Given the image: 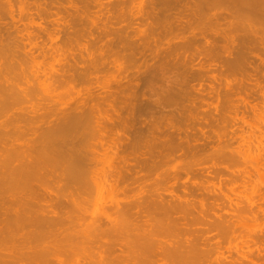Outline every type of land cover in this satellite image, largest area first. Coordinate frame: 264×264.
Instances as JSON below:
<instances>
[{"label":"rangeland","instance_id":"obj_1","mask_svg":"<svg viewBox=\"0 0 264 264\" xmlns=\"http://www.w3.org/2000/svg\"><path fill=\"white\" fill-rule=\"evenodd\" d=\"M7 1H9L8 4H7ZM20 1L21 0H19V1L18 0H0V53H1L0 54V56H1L0 57V64H1L0 69L1 70L5 69L3 67H6V68L9 67L8 69H13V68L17 69L16 71H14V70L8 71L7 69H5L9 73L11 71L15 72V74H14V72H12L14 74V76L12 75L13 77L11 76V74H8V76L10 75V78H11V79L8 78L9 84H11L12 82L16 83V86H15V84H13L15 87L20 86V88H21V87H26V85L30 84V86L33 88L34 87L36 88L38 86V90H40V88H41V91H42V90H44V88H47V87H44L46 85L44 83H48L49 84L48 87H50L51 85L52 86H51V89L48 88L49 91L46 89V91H48L47 93L49 94V95H47L44 93L46 97L44 96V94L38 95L39 92L36 90L37 95L35 94L33 96L34 98L32 97L31 98L32 100L31 99L29 100L30 102L28 100H26L27 102H25V99H23L24 101H22L21 99H18V97H15V99H14V96H11L10 97L11 99H10V98H8L9 97L8 94H7L8 97L2 96L6 91H5L4 85L0 86L5 91V92L2 91L3 90L2 89L1 92H4V93L3 94L0 93L1 94L0 103L2 102L0 104V106H1L0 107L1 108L0 109V111H1L0 117H2V118H0V120L2 121V122L0 121V128L7 126L4 124H6V123L8 124V122L11 123L12 122V121H10L11 118H12L11 120H13V117H14V119L16 118L17 123L15 120L14 121H15L17 126L14 125L13 123L12 124L14 125L13 127H16V129L18 128L17 130H18L20 135L17 138H19L20 136H21V138H19V141L16 139L18 142L17 141L15 142V140H14V142L16 144H18V143L23 144L25 142L24 139H23L24 142L22 140L20 141V139H22V135L24 134V132H26V131H24L25 126H27V123H25V122L28 121L30 123L32 120V122H35V124L32 123L34 125L33 126L30 125L32 128L28 126L30 128L29 130L30 131L33 130L31 132H34V130H35L36 131V133L34 132L35 134H37V132L39 130L41 133L38 132V136L36 135L35 137H37V139H38V137L40 135V138H43V136L41 137V134H43V133L46 134L47 131H49V129L55 130V128H53L52 126H55L58 123L57 122L54 125L53 124L54 121H52L55 117L57 118V116L59 115V114L55 115L56 114V112H54L55 107L57 109L56 110L57 113L60 112V110H58V108H62V110H63V111L61 110L62 112H66L67 110H69L71 108V109H73L72 110L73 112H71V113L68 112V113L74 115L75 112L78 114L79 111H81L80 113H81V116L83 115L82 118L84 121L87 118H89L92 121L95 119L96 120L100 119L99 121H103V122H99V121L94 122L93 121L92 123L89 122V124L87 125V122L91 121V120L87 119L88 121H85L86 125H85V123L80 122V125L78 126V128L73 127L76 129L68 130L69 132L65 131V132H68L67 134L63 133V136L66 135V137L68 136V138H70V140H72L73 139V138L71 139L72 134H73L72 132L74 131L75 135L73 134V137L74 136L76 137V135H77L78 140L77 141H75L74 139L73 140L75 141V143L78 142L80 144V142H82V144H85V145H81L82 147H80L78 145V147L81 149V148H84V146H85L84 151L87 154V155H85V157H87L91 161V162L89 161L90 163L87 162L88 164H90L89 166H87L88 165L87 164V165H84L82 168V170H84V172H85L84 174L88 175V176H86V175L85 176L88 177V179L91 181L90 182L87 179V181L89 182L90 185L87 184L88 183L87 181H84L86 179V177L83 176L85 179L82 178L83 174L80 175L82 173L81 172L80 174H78V177H77V179L79 180V182L81 184L76 183L77 185L74 184L73 186H75V187L71 188L72 190L74 189L73 191L76 193V194H74L72 191V195L77 196V197L75 196V198H74L75 199L74 203H75V201L78 200L76 198L81 196L82 197L81 199H84V202H86V200H87L88 202H86V204L87 203L88 204L86 205L85 203H83L82 211L80 209L81 208L80 205H79L80 207L76 204L69 205L71 202L67 203L66 201H69V200L68 199L65 200V198H64V195H67V193H63V192H68L70 188L69 187L68 188L63 187L67 191L64 190L62 192L63 189H61V192L63 195H60L61 193L59 191L60 196L57 197L58 198L57 200L60 199L61 201L64 202V204H62V206L65 205V202H66V204H68L69 207L67 208V205H65V208H67V209H65L63 206L62 207L63 210H59L60 212L59 211L56 212L58 210V208L55 209L56 211L53 208V211H55L56 214L61 213V211H64L65 216L64 215H63L64 217L62 216L63 222H61V220L59 221V222H61L62 225L60 223H59V225H55V224H58V221H57L53 225L56 228H54L52 226L50 227V229L52 231H55V232H51L50 229H46V230H49L50 231L49 233H52V234L53 233H55V234L60 233L61 235L57 234L59 237L65 235L66 232H70L69 233L70 235L66 234V237H65V239L66 238L67 239L70 238V239L64 240V237H62V239H63L62 241H65V243H63L60 241L61 239H59V237H57L55 235H53L54 237H56V238H53L56 240L55 242L53 239L51 240V238L50 239L46 238L47 239L46 240L42 237L39 238L38 236H31L32 238L30 237L29 240H30V242H32V241L33 242L32 243L28 242L27 244L29 246L27 245V248L25 247V249H24L23 247L25 244L19 245L18 244L20 241L19 239H17L19 241L15 242V243H17L20 247L17 246L13 242H12L13 244L11 243V241L17 237L14 238L15 234L14 235L10 234V235H12L13 239L10 238V240L9 239L5 240V238H4L6 245H7L6 241H8V240L10 241V248L9 249L7 248L8 254L11 253L12 251H14V255L17 257L18 261L20 262V263H18L17 259L14 257L18 264H26V263L29 264V262H28L29 260H27V262H26V259H27L26 257H28V256H26L24 258V256L21 254L22 257L25 259V261H24V259L19 254L20 252H18L19 250H17V248L18 247H19L18 249L22 248L25 251L29 250L28 252H30L32 250L31 254H32V256H34L33 251L35 252L34 253L35 255L37 253H39L40 251L34 250V249H37L38 246L36 247L33 245L36 243L35 245L38 244V245L43 247L42 244H45L44 240H46L47 241L46 243L48 245L50 242L51 243L54 242L52 245L58 247L56 251H58V250L62 251V254L60 253L61 252L60 251L59 253H56V254L53 253L54 255L51 256V254L49 255V252L47 254H44V252L42 251L43 249L42 250L40 249L44 255L43 259H46L45 261H47V262L50 261L52 264H60V261L63 264H78V262H80L81 264H87V263L92 264V262H93V264L94 263L95 264H98V263L107 264V263H105L106 261L112 262L113 264H118V263L121 264L120 261L115 256L116 253L117 252L119 253L120 250L124 251L125 248H130V250L135 249L134 247H132V249L130 246L128 247L127 243H129V241L126 242V240L130 239V237H128V235L129 236L134 235L133 232L135 230L133 228L135 227V225L133 223L136 222V227H137V225L140 224L141 221H143L144 219H149V218H146V217H148L146 215H144L145 216L144 218L139 217V219L137 218L138 220L134 219L135 216H133L132 213L135 209H137V207H135V206L139 205L138 207L141 208V205H142L147 211H149L152 214L150 216H154L155 214L157 215L159 213L157 212V210L155 211L153 209V206L151 205L152 199L155 198L157 200V197H155V196H157V194L159 195L158 199H159V197H161V195H163V197H165V198H168L169 194H168L167 190H169V191L173 190V193H175V194L177 193L180 196L181 193H183V191H184L183 189H185V188H183V186L186 184V186H184V187H188V188H186L185 190L188 189V191L191 192V190H192V192H194V191H197L195 189H198L200 187L199 189L201 190V192L205 193L206 196L211 195L210 193L218 194L220 191L219 195H220V198L222 199L223 202L220 201L221 199L219 198L220 200H217L216 203L221 202V204H219V207L221 205H225L226 207L221 206L219 208L216 206L212 207L211 204L207 205V206H209L207 208V210H208L207 213H209L211 216H213L214 219L212 217H210V215L208 214V217L207 218L205 217L206 221H204V220H203V222L199 221L200 224L197 220L198 215H196V214H193V216L188 215L186 222L187 221L189 222V220H191V219H189V217L192 218L193 220H196V221H192V222L190 221L191 223L190 222L187 223V224L191 225L192 223L195 222L194 224H192L190 226L191 229L193 230V232L191 231V229H190V232L182 230L183 232L181 233V235H180L181 231L179 232L177 229H176L177 231L175 229H173V228H175V225H173L174 226L173 227L172 223L170 225L169 224L167 225L166 221H165V223L163 222L164 223L163 224L162 223L163 220H160L159 217L157 219L155 217L156 215L154 216V218L151 217L149 219V222L151 223L150 225H152V223H154V225L152 227L153 229L158 227L157 228L158 229V235H162L163 232L161 233L160 228L161 229L163 228L162 231L165 230L166 236H168L170 234L169 238H171V237H172L171 239L176 238L175 239L176 241L180 240L179 243L176 242L177 245L175 243V246H173L174 243H171L172 246L176 248L175 250H177V252L180 249V251L178 252L179 254H181L183 256V252H184V254L186 253L184 255L185 257L183 256L184 258L181 256L182 259L181 258H180V260L176 259V264L177 263L178 264H181V263L185 264V262H186V264H188V263H191L192 260H194V261L196 260L195 261L196 264H198V263L199 264H201V263L202 264H207V263L208 264L209 263L210 264H243V263L244 264H261V263L264 264V259H263L264 258V254H263L264 252L262 251V250H264V247H263L264 246V236H263L264 235V212H263L264 211V202H263V200H264V196H263L264 195V155H263L264 152H262L263 154L261 153V151H264V143H263L264 140L260 141L259 140L260 138L259 139L257 138V134H259V131H260V133L262 132V130L264 131V122H263L264 116L262 117V115L264 114V111H263L264 110V102H263L264 101V96H263L264 95V85H263L264 84L263 83L264 82V59H263L264 58V34H263L264 33V30H263L264 29V24H263L264 18L263 19L258 18V14L260 13V9L258 8L259 5L255 4V5H257V7H256L255 5L250 3V5L255 8L254 10L258 11V12H255L254 10L253 11L251 10L253 8H250V10H249V7H247V3L250 2L248 0H246L247 1L246 4H245V0H217V1L216 0H22L21 3H20ZM198 1H199V3H198ZM240 1L244 5H242ZM1 5H4V6L6 5L5 6L6 9L9 7L8 8L9 10L7 9L8 12L6 10H5L6 11L5 12L4 7L2 8ZM22 6H24V7H22ZM21 8L22 9L24 8V10H21ZM243 9H244V11H243ZM10 11L12 13H9ZM202 11H203V13H201ZM263 11H264V9H263ZM251 12H253V13L255 12V13L252 14ZM261 14H262V12L259 15H261ZM261 17H264V15H261ZM240 18H242V19H240ZM249 24L251 26L253 25V27H251ZM254 27H255V29H254ZM108 28H110V29H108ZM29 33H31V34H29ZM28 34L31 37L27 36ZM30 38H32L31 41L28 40ZM12 40H14V41H12ZM7 41L8 42L10 41L9 42V45H10L9 49L5 46L7 44L1 43V42L6 43ZM18 41H19V43H18ZM21 41H23V42H21ZM28 41L30 42L29 45H31V47L27 46ZM36 42H37V45H36ZM21 43H23V44L26 43L25 45L27 47L24 48L26 51L23 49L22 46L21 47L19 46L22 49H20L17 46L18 44L20 45ZM31 43H33V44H31ZM181 43L182 44L184 43L185 45L184 44L181 45ZM12 44H15V45H12ZM9 45H8V47H9ZM45 46H47V47L45 48ZM53 46H54V48H53ZM33 47L37 48V49H34ZM56 47L57 48L59 47V48L57 49ZM4 48H7V50ZM13 48H15L16 50L20 49V51L23 50L24 53L27 55L29 53L28 56L32 60L29 59L30 62H28L27 57L24 53H23V57H21L23 51L20 52L18 50L19 52L15 53V56H13L14 55L13 51H10V53L12 52L13 54L12 53L8 54L9 50H14V52H16V50ZM27 48H29V50H27ZM30 49H31V52H30ZM49 49L50 50L52 49V53ZM53 51H54V55H56V56H54V58H56L55 60L53 58ZM43 52H45V54ZM67 52H68V54H67ZM68 55H70V56H68ZM50 56H52L53 59ZM60 56L63 58H61ZM49 57L51 58V60H54V62L52 61L53 64H51V66H50L51 60H48V59H50ZM59 57H60V59H62L60 62H59V60H60ZM64 57H66L65 58L66 60H64ZM93 57H94V59H93ZM17 59H18V61H17ZM19 59H20V61H19ZM22 59H23V62L29 63L28 66H30V68L32 67L31 70H30V68H27L28 67L27 65H26L27 67H25V68L23 67V65H25V63H22ZM24 59L27 61H25ZM36 59H37V62H36ZM43 60H44V62H43ZM71 61L74 62V63H72L73 65H71ZM33 62L38 63L40 65L42 64V65L41 66L38 64L35 65V63H33ZM30 63H31V65H30ZM45 63H47V64H45ZM54 63H57V64H55L57 66H55ZM63 63H64V65H63ZM11 65H14V66L11 67ZM45 65H46V67L47 66H49V67L46 68ZM53 65L56 68L52 67ZM65 65H67V66H65ZM89 65H91L92 67ZM39 66L40 67L44 66L42 68L43 70ZM63 67H65V68H63ZM37 68H40L42 71L37 69ZM50 68H51V70H50ZM74 68H75V70H74ZM90 68L93 69L92 70L93 73H92ZM24 69L25 70L28 69L27 72ZM67 69L68 70L70 69V70L68 71ZM81 69H84V71ZM36 70L40 71V72H37ZM58 70H60L61 72H59ZM65 70L68 71V73L70 75H67L68 77L66 76V77H64V79H62L61 74L62 73L64 74L66 72ZM17 71H20V72H17ZM28 71L31 73V75H32V71L34 73H37L36 75H38V76L36 77V82L33 78V75L31 77L30 76L26 77V75L29 74ZM43 71H45L44 74H43ZM56 71H58V73ZM24 72H26L28 74H25ZM41 72H42V75L40 74ZM46 72L49 74L48 76H47ZM55 72L59 75H56ZM19 73H21V75ZM53 73L55 74L54 76L51 75ZM68 73H65V74H68ZM18 74L21 77L24 76V78L26 80L21 78ZM39 74L41 75V77L39 76ZM72 74L74 77L72 76ZM82 74H84V75H82ZM16 75H17V78H15ZM86 75H87V77H86ZM19 77H20V81L18 80ZM42 77H44L45 81L41 80ZM52 77L54 78V80L56 78V80H55L56 82H53L54 80H52L53 79ZM30 78L33 79V81H34V82L32 81L33 83H31ZM37 78H39L41 80V81L38 80V82L40 81L41 84L43 82L44 86H41L39 88V85H37ZM47 78H48L49 82L47 81ZM50 79L52 80V82ZM72 79H73V81L71 82ZM241 79H242V82H241ZM75 81H76V83H75ZM25 82H26V85L24 84ZM260 82L263 84H260ZM34 83H36V85ZM32 84L34 86H32ZM55 84L57 85L56 87L58 89L60 88L59 91L55 87ZM68 86L70 88H68ZM42 87H43V89H42ZM225 87H228V88H225ZM84 88L85 89L87 88V89L85 90ZM173 88H175V90ZM61 89H62V91H61ZM65 89L68 91L70 90L69 95L71 97L68 95V91L66 92ZM169 89H171V90H169ZM53 90H55L54 96L56 94H58L59 96L61 95L60 97L63 98L62 99L63 103H62V100H60L61 103L60 102L58 103L59 100L57 101V98H56L57 95L55 97L53 96V98L55 100L51 98V95H53L51 92ZM245 90H247V91H245ZM60 92H61V94H60ZM65 92H66V94H65ZM76 92H78V93L76 94ZM40 93H43V92H40ZM101 93H103V94H101ZM247 93H248V95H247ZM74 94H76V95H74ZM112 94H113V96H110ZM42 95L44 96V99H46L47 97L50 96L47 99L48 101L42 99L43 98ZM77 95H78V97H77ZM59 96H57L58 99H60ZM240 96H241V98L243 97L242 100H241V98H239ZM12 97H13L14 101L12 100ZM90 97H91V99H90ZM185 97H187V98H185ZM250 97H253V98H250ZM35 98H36V100H35ZM37 98H40V99L37 100ZM80 98H82V99H80ZM101 98H102V100H101ZM8 99H10V102L11 101H13V102L10 103ZM16 99L19 100L20 102L17 101ZM96 99L98 100V102ZM203 99H205L204 102H203ZM41 100H44V101H41ZM65 100H66V102H64ZM72 100H74L75 103ZM80 100H82L81 101L82 104H81V102H77ZM213 100L215 103L213 102ZM49 101H52V102H49ZM85 101H87V102H85ZM108 101L110 104L108 103ZM36 102H38V104ZM43 102H45V104ZM47 102H49V103H47ZM54 102H56V104L58 103L57 106H54V105H56ZM205 103H207L208 105L207 104L205 105ZM255 103H257V105ZM17 104L20 107H23L22 105H24L25 108L24 107L20 108V107H18ZM31 104L34 105L33 106L34 108L32 106H30ZM49 104L54 106V107L50 106V108H52V109L54 108L53 111L50 109L52 112H54V114H52L51 111L49 110L50 116L48 117V115L46 113L49 112V111H47V109L49 107L47 108L46 106H49ZM98 104H100V105H98ZM210 104H212V106ZM44 105H46V106H44ZM90 105H92L94 108H91ZM209 105H210V107H209ZM29 106L33 109H31ZM39 106H41V108ZM233 106H234V109H233ZM35 107H36V109H35ZM64 107H66L67 110ZM212 107H214L215 109L214 108L212 109ZM216 107H218L219 109ZM256 107H257V109H259V107H260L261 114H260V112H258ZM2 109L3 110L5 109V110L3 111ZM30 109H31V111L33 110L34 113L31 112ZM42 109H44V110H42ZM86 109H88V111ZM20 110H23V113H25V110H28L29 112L27 113V115L24 114L25 115V117H24V115L21 116L18 113ZM254 110L256 111V113ZM35 111H37V112L40 111L39 113H41V114L36 113ZM42 111H44V114H46L48 118H45L43 120L44 114ZM45 111H46V113H45ZM234 111H235V113H234ZM262 111H263V113H262ZM62 112H60V113H62ZM117 113L120 116H117ZM134 113H136V114L134 115ZM38 114H39V118H40V119L38 118L39 120L37 119ZM105 114L108 116H105ZM177 114L179 117L177 116ZM181 114H183V115H181ZM11 115H13V116H11ZM30 115H32V116L27 117ZM40 115L41 116L43 115V116L41 117ZM78 115H80V114H78ZM109 115H111V116L109 117ZM133 115L135 116V118ZM136 115L138 116V118L136 117ZM139 115H140V117H139ZM20 116L23 117V120H25L24 124H26V125H23V123H22L23 120H22V118H20ZM51 116H53V117H51ZM60 116L61 115L58 116L56 121H58V119L61 120ZM170 116L171 117L173 116L174 118L173 117L171 118ZM180 116H182V117H180ZM98 117H99V119H98ZM230 117H232L233 118L232 120H234L235 122L234 121L231 122ZM104 118H106L107 120L106 119L104 120ZM199 118H200V120H199ZM46 119H48V121ZM138 119L141 121H139ZM235 119H237V120H235ZM20 120L22 121L21 124L23 127H21V125H20ZM110 120H111V125L109 123ZM173 120H175V121H173ZM202 120H203V122H202ZM44 121L47 122L48 124L44 123ZM196 121H198V122H196ZM244 121H246V122H244ZM113 122H115V123H113ZM227 122H229V123L227 124ZM10 123L8 124V127H9ZM100 123H101V125H100ZM197 123H199V124H197ZM12 124H11V126H12ZM42 124H43V126H41ZM45 124H47V126H45ZM83 124L86 126L87 129H85ZM103 124L105 127L102 126ZM107 124H109L111 126V128L108 130H107V128H109L108 127L109 125H107ZM232 124H234V125L232 126ZM253 124H254V126H252ZM261 124H262V127H261ZM89 125H91V126H89ZM180 125H182V126H180ZM48 126H49V129H47ZM80 126H82V128L83 127L84 128L82 129ZM87 126H89V127H87ZM199 126H200V128H197ZM234 126H235V128H234ZM239 126H240V128H239ZM8 127H6V128H8ZM13 127H11V128H13ZM41 127H42V129H41ZM122 127H124V128H122ZM202 127H205V128L202 129ZM229 127H231V128H229ZM36 128H38V130ZM79 128H81V130ZM95 128H96V130H95ZM241 128L242 129L244 128V129L241 130ZM260 128H262V129H260ZM16 129H13V130H16ZM22 129H23V131H22ZM25 129L28 130L27 127ZM126 129H128V130H126ZM13 130L8 128V130H2V131H8L9 135H10V132H15ZM44 130H46V133L44 132ZM88 130H91V132H89V134H88ZM139 130H142V131L145 130V131H143L144 132L143 133L142 131H139ZM77 131L78 132L82 131L83 133L82 132L77 133ZM151 131L153 132V135H152ZM230 131H231V133H230ZM84 132H85V134H84ZM204 132H205V134H203ZM15 133H17V132H15ZM207 133H210V134H207ZM12 134H14V133H12ZM27 134L28 133H25V135H27ZM68 134L69 135L71 134L70 135L71 137H69ZM96 134H98V136ZM100 134H102V135H100ZM140 134H142V135L144 134V135L140 136ZM154 134H155V136H154ZM163 134H165L166 136L165 135L163 136ZM30 135L32 136V133L29 132V138L34 137V134L32 137H30ZM81 135L82 136L86 135V136L82 137V139H81ZM90 135H93V136H91V138L93 137L92 139L89 137ZM99 135L103 139L101 137H100L101 139L99 138L100 140L97 139L99 137ZM10 136L13 139L14 136L13 135H10ZM112 136H113V140L119 138L118 140H115L113 142V143H117V141H118V144H120V145L116 144L117 146L116 145L115 146L117 148H115L114 144L111 141ZM139 136L143 137L144 139L143 138L139 139ZM245 136H246V138H245ZM258 136L261 137L262 139H264L263 138L264 134H262L261 136L260 135H258ZM79 137L81 140L79 139ZM85 137L88 140H86ZM121 137H123V138H121ZM162 137H163V139H162ZM176 137H178L180 139H178ZM26 138H28V137H26ZM26 138H25V140H27ZM109 138H110V140H109ZM37 139L35 138V141L34 140L33 141L34 142L38 141V142H36V143H38V145L37 144H35V145L39 147V145L41 144V142L39 144V141H41V139L40 140H37ZM1 140L2 139H0V145L3 142ZM84 140H86V141H84ZM103 140H104V142H103ZM127 140H129V141H127ZM28 141H29V139H28ZM72 141H71V144L74 143V141L73 142ZM109 141H111L113 147L111 146V143H108ZM144 141L146 142V144ZM256 141H258V142H256ZM123 142L124 143L127 142V143H125V145H124ZM163 142H164V144H163ZM179 142H181V144H178ZM260 142H261V144H260ZM132 143H133V145H132ZM137 143H141V146ZM169 143H172L171 144L172 146L170 145L171 148L173 146H176V145L177 146L180 145V146L176 147V149L174 150L175 152H174L172 149L168 148V147H170V146H167V144H169ZM29 144L27 146H29ZM134 144H137L136 145L137 148L140 146L139 149H137L134 146ZM165 144H166V149L164 147ZM35 145H34V147H35ZM126 145H127V147L125 148ZM131 145H132V147L130 148ZM181 145L188 147V149H186L185 147L182 148ZM189 145H191V146L193 145L194 147H190ZM219 145L222 147L223 150L225 149L222 153H221L222 150L220 151L221 148ZM234 145H236V146H234ZM86 146H88V147H86ZM92 146H93V149L96 148L97 150H99V149H103V150L102 151L100 150L101 152L96 151V149L93 150ZM102 146H104V147H102ZM212 146H213V148H212ZM217 146H218L219 151L217 148H215ZM260 146H262V147H260ZM34 147H32L30 149L34 150L33 149ZM38 147H35V149L37 150ZM75 147H76V145L74 146V148ZM119 147H121L122 149L121 148L119 149ZM163 147H164V149H163ZM189 147L193 148V149H191L192 151L190 150ZM239 147L242 149H240ZM24 148H27V147H25V145H24ZM104 148H109V149L104 150ZM111 148H113V149H111ZM133 148H134V151H133ZM155 148H156V150H155ZM177 148H178V150H177ZM196 148H197V150H196ZM231 148H232V150H231ZM115 149H116V151H117V149H119L118 151H120V150L121 151L115 152ZM226 149H228V150H226ZM235 149L237 150V152L239 150V152L237 153L235 151ZM259 149H260V151H259ZM36 150H34L32 152L30 151L32 153V155H33V152H35ZM48 150L50 151V149H48ZM92 150H93V152H92ZM138 150H139V152H138ZM157 150L160 152L158 153ZM165 150L167 152L168 151L169 152L167 153ZM179 150H181L183 152L185 150L186 153H183V152L181 153V151H179ZM200 150H202V151H200ZM210 150H211V152L209 153ZM215 150H216V152H215ZM248 150H251V151H248ZM28 151H29V149H28ZM80 151H83V149ZM104 151H105V153H104ZM108 151L110 154L108 153ZM135 151L138 154H136ZM155 151H156V153H155ZM188 151H191V152L188 153ZM205 151H206V153H205ZM212 151L215 153L213 154ZM230 151H231V153L234 152L233 153L234 157H233V155H231ZM30 152H27V153H30ZM127 152H128V155H127V159H126V157L124 155H126ZM173 152H174L175 156H174ZM218 152L221 155H223V153L226 154L227 157L225 155H223V157H225L226 159L223 158L221 155H219ZM249 152L251 154H249ZM73 153L75 155L79 154L78 150L76 148H75ZM96 153L99 156V157L97 156V158H95V156L97 155ZM117 153H119V154H117ZM121 153H122V156H121ZM164 153L166 154V156ZM197 153H200V154H198L199 156L197 155ZM129 154H131V155H129ZM170 154H171V156H169ZM207 154H209L210 156ZM80 155H82V153H80ZM154 155H156L157 157H155ZM206 155L208 156L207 158L205 157ZM228 155H229V157H228ZM107 156H108V158H107ZM137 156L139 159L136 158ZM197 156H198V158H202L203 161H202V159L196 158ZM203 156H204L205 160H204ZM218 156H220V158H219L220 160L218 159ZM235 156L237 157V159H235L236 158ZM244 156H246V157H244ZM119 157H121L122 161H121V159H118ZM122 157H124V158H122ZM171 157H172V159H171ZM184 157H185V159H184ZM214 157H216V158H214ZM221 157L223 159H221ZM98 158L100 161L98 160ZM163 158L165 159V162H164ZM168 158L170 161L168 160ZM174 158H175V160H174ZM229 158H231V160ZM242 158H243V160H242ZM245 158H247V159L250 158L251 160H249V159L246 160ZM208 159L212 160V161H210L211 163L209 162ZM123 160H126V161H123ZM161 160H163V163ZM173 160H174V162H173ZM184 160H186V162H189L190 164L191 163L192 164L190 165L188 163L189 166H186V165H188L186 162L182 164V162H184ZM206 160H208V161H206ZM215 160H217L216 161L217 163H220V164L222 163V164L221 165L217 164L215 162ZM118 162H120V163H118ZM121 162L122 163L124 162L125 164L122 165ZM232 162H233V165L231 164ZM115 163H117V164H115ZM184 164H185V167L183 166ZM193 164H195V165H193ZM64 165L65 164L63 163V166L62 165L57 166L58 167L57 172H59L58 170L60 169V166H62L61 169L64 170L63 169ZM177 165H179V166H177ZM214 165L219 166V167L217 168ZM66 166L67 165H65V167ZM86 166L89 168V170ZM115 166H117L116 167L117 170L119 168V170L122 172L120 175L121 178L118 177V180H117L116 179L117 176H115V177L113 176V178H110V179H113L110 182V180H108L109 176L106 175V173H108V171H109L108 174L116 172V171H114ZM126 166H127V168H126ZM130 166L131 167L133 166V167L131 168ZM180 166H183L184 169L182 168L183 170H181L179 168ZM112 167H113V169H112ZM139 167H141V168H139ZM165 168L168 170H167L166 174L163 175L162 174L163 171H164V173L166 171ZM208 168L211 170L209 171ZM90 169H91V171H90ZM94 169H95V171H93ZM127 169H129L130 171L127 172L128 171ZM171 169L172 170L175 169V171H172ZM214 169L215 170L217 169L215 173H217V171L219 170L218 174L219 173L220 174L219 175L217 174L218 176L216 174H215L216 176L214 175ZM222 169H223V171H221ZM228 169L229 170L232 169V170L229 171ZM87 170L89 173H86ZM101 170H103V173H101L102 172ZM111 170L113 172H111ZM246 170H248V171H246ZM64 171H67V170H64ZM208 171H209V173L211 171H213V172H211L209 174V173H207ZM235 171H237V172H235ZM189 172H191V174L196 173L197 175H199L198 176L199 178H196L197 177L196 174H193V176L190 175ZM223 172H225V173H223ZM249 172H250V174H249ZM92 173L97 175L98 179ZM168 173H171L172 175L168 174ZM174 173L177 175L180 174V176L179 175L177 176ZM231 173H233V174L231 175ZM242 173L245 175L242 176L243 175ZM100 174H103V175L101 176ZM205 174L212 175L211 176L212 178L210 176H208L210 178L206 177ZM246 174H248L249 176ZM98 175H100V177H98ZM125 175H127V176H125ZM128 175L131 177L130 178L131 180H129ZM135 175H136V178L134 177L132 179V177ZM183 175H185V176H183ZM105 176L107 177L106 179H105ZM190 176H191V178L192 177H194V178L188 179ZM245 176H248V178L246 177L247 179H245L244 178ZM205 177L208 178L209 181ZM223 177L224 178L227 177L228 179L226 178L224 180ZM240 177H242V178H240ZM170 178H171L172 183L170 182ZM202 178L206 179V180H204V182H203ZM52 179L54 180L55 177L51 178V180ZM94 179L96 181V184H95ZM114 179H115V182L113 183ZM199 179H200V181H199ZM238 179L240 180L239 182H238ZM241 179H243V180H241ZM41 180H43L45 182L44 179H41ZM55 180L57 181V178ZM223 180L227 183H225ZM244 180L246 182L248 180H250V181H248L247 183L245 182L243 184L242 181L244 182ZM46 181H47L46 182L47 185H49L48 183L51 182V181L48 182V179H46ZM56 181H55V183H56ZM100 181H101V183H100ZM131 181H132V183L130 184L129 182H131ZM162 181L165 184L162 183V185H161L160 183ZM176 181H178L177 184H176ZM197 181H198V183H197ZM217 181H219V182H217ZM228 181L230 184H228ZM34 182L35 181H33V183ZM36 182L40 183L42 181L39 180ZM44 182H43V185H46V183H44ZM116 182H117V185L115 184ZM220 182L222 184L224 182V184L221 185ZM232 182H234V183H232ZM51 183H50V185H51ZM112 183H113V185H109ZM169 183H171V185ZM178 183H179V185H178ZM188 183H190V184H188ZM203 183L205 185L208 183L207 185H209V186L206 185V187H205V186H203ZM2 184L6 185L5 183H2ZM35 184H37V183H35ZM56 184L53 183L52 187ZM61 184H64V183H61ZM61 184H60V187L63 186ZM237 184L238 185L241 184L242 186L238 187ZM38 185L39 184H37V186ZM41 185L42 184H40L39 186H41ZM71 185H69V186H71ZM118 185L121 186V188L118 187ZM227 185L228 186L230 185L232 187L229 186L230 187L229 188ZM7 186L6 187L0 186V188L2 189L5 187V188H7L8 191H9V189H10V191H11V189L14 191V188H9L10 185L8 187ZM49 186H47V187H49ZM58 186H59V183L56 187L58 188ZM73 186H71V187H73ZM98 186H99V190H98ZM108 186L109 187L112 186V188L111 187L109 188ZM113 186L116 188L113 189ZM171 186H172V188H171ZM211 186H213V188H211ZM29 187H27V189H29ZM35 187H36V185H35ZM35 187L32 186V188H35ZM56 187L54 186L53 192L50 190L51 188L48 190L45 187V191L48 190L50 193H48L46 191L48 194L45 192L46 194L44 195V193L42 192L43 194H41L42 195L41 197L43 198V201L45 199L47 201L48 200H54V201L56 200L53 198L55 195L58 194V191L57 192L55 191ZM77 187H78V190H77ZM152 187H154V188H152ZM177 187H179V188H177ZM191 187H193V188H191ZM214 187H215V189H214ZM5 188L3 189L4 190L3 195H2L3 191L0 189V191H2V192H0L1 196H3L0 199L2 200L4 198L7 200L8 199L11 200V198H14L15 195L13 194L14 195L13 196V195H11L12 192L10 193V192L5 191L6 190ZM32 188H30V189H32ZM83 188L85 190V193H84V191L82 192ZM104 188L106 189V191ZM150 188H152L153 193L154 192H156V193L153 194ZM208 188H211L212 190L210 189L211 190L210 191ZM15 189H16V187H15ZM58 189H60V188H58ZM174 189L176 190V192H174L175 191ZM179 189L180 190L182 189L181 192ZM234 189H235V191H234ZM34 190L36 191L37 188H35ZM38 190L41 191L39 188H38ZM38 190L36 191L37 193H38ZM76 190L78 192H76ZM54 191L56 194H54ZM147 191H148V193H147ZM222 191H224L223 194H221ZM242 191H243V193H242ZM22 192H24V193L26 192L28 194L27 190L24 191V188H23V191H20V193L17 195L22 194ZM30 192H32V191L30 190ZM81 192H82V194H80ZM103 192H105V193L103 194ZM106 192H108V193H106ZM160 192H161V194H160ZM35 193H33L31 197L35 196V197H33V199L35 198V201H36V195H34ZM122 193H124V194H122ZM150 193L152 195H150ZM232 193H234V194H232ZM51 194L54 196L51 197ZM70 194H71V190H70ZM109 194H111V195H109ZM115 194H117V195H115ZM145 194H146V197H144ZM164 194H166V195H164ZM10 195L13 197H11ZM43 195L45 197H43ZM148 195H150L149 196L150 198L149 197L147 198ZM98 196H99V198H98ZM104 196L106 198H104ZM224 196H225V198H224ZM24 197H26V196H24ZM31 197H29V199H32ZM41 197L39 198L37 196V198L39 200L41 199ZM89 197H90V199H89ZM112 197H113V199H112ZM227 197H229V198H227ZM55 198H56V196H55ZM198 198H200L199 195H198ZM4 199L2 201H4ZM33 199L29 200L30 201L29 202L30 203V206H29L30 210L32 211V213L35 216L40 217V215H41V212L39 211L40 209L39 208H37L39 210L35 209L36 205H34L35 206V208H34ZM111 199L113 201L114 200L119 201V202L117 201V203L119 205H121V206L118 205L120 207V211H124V212L127 211V213L129 212V216H130V213L132 212L131 213V215L133 216V217L131 216L132 220L131 219L127 220V218H130V217L126 218V217H124L125 215L124 216L122 215L123 218L126 219L127 221L123 220V224L121 222L119 224L118 223L119 215L121 213L124 214V212H120L119 210H117V208H119V207L117 206L116 202H114V203H116L115 204L116 206L114 205L115 207L114 206L111 207L113 205V201L111 202ZM155 199H153V200L156 201ZM229 199H231V200H229ZM107 200L110 201L112 204L110 202L107 203ZM211 200L212 199H210L209 201L212 202ZM258 200L262 201V202H259ZM81 201H80V203H81ZM104 201H106V202H104ZM209 201H207L205 203H208ZM224 201H226V202H224ZM246 201H247V203H246ZM7 202H9V201H7ZM138 202L140 204H138ZM141 202H142V204H141ZM253 202L254 203L259 202L260 204L255 203L256 204L255 205ZM37 203H38L37 205H39V206L41 205V207H43V208L45 207V206H42V201L41 202L37 201ZM44 203H45V201H44ZM44 203H43V205H45ZM76 203H78V202H76ZM105 203L107 206L104 205ZM35 204H36V202H35ZM100 204L103 206H101ZM109 204H111V206ZM228 204L229 205L231 204L230 205L231 208ZM245 204H248V206H246ZM108 205H109V207H108ZM249 206H251V207H249ZM59 207H61V206H59ZM128 207H129V209H128ZM210 207L212 209H209ZM109 208H111V209H109ZM115 208H116V210H115ZM133 208H135V209L132 210ZM140 208H138V209L140 210ZM197 208H196V210L199 209V208L198 209ZM214 208H216V209H214ZM217 208H219V209L217 210ZM221 208H224V209H221ZM256 208H258L259 210ZM59 209H61V208H59ZM121 209H124V210H121ZM145 209H144V211H146ZM110 210H111V212H110ZM204 210H206V209H204ZM214 210L215 211L217 210V212H215ZM233 210L235 212H233ZM71 211H73V212H71ZM116 211L118 213L120 212L118 214V216L116 215V213H117ZM140 211H143V209ZM223 211L226 213H224ZM239 211H240V213H239ZM103 212L105 213V215ZM113 212L115 214H113V216H112ZM228 212H229V214H232V215H229ZM249 212H254V213H249ZM110 213H111V215H110ZM143 213H141V214H143ZM216 213L221 214L222 217L218 214L217 215L218 218H216ZM90 214H91V216H90ZM144 214H147V213H144ZM252 214H254V215H252ZM48 215L50 216L51 214H48ZM58 215L61 217L60 214H58ZM67 215L73 216V218L75 219L74 222L72 221L71 218H70V220H71V222H70V220H68L69 216L66 218ZM159 215L161 216V214H159ZM176 215L177 214H174V216H176ZM54 216H53V218H55ZM105 216L108 218V220H106ZM122 216H121V218H122ZM227 216H228V218H227ZM232 216H234V217H232ZM116 217H118V218H116ZM161 217H160L161 219L164 218L163 216H161ZM194 217H196V219H194ZM64 218H66L67 220ZM121 218H120V220L122 221ZM215 218L218 220H216ZM154 219L155 220L157 219L159 221L156 220V222H154ZM198 219H199V217H198ZM207 219L210 221V222H208L209 223L208 226H206L207 221H208ZM220 219H221V221L223 220L221 222V224L219 221ZM232 219H233V223L231 222ZM213 220H215V221L213 222ZM89 221H90V224L92 221L100 222L97 224L101 225L100 229H102V230H103V228H106V229L111 228L110 231L108 229L104 230V231H106L105 233L108 234V236L105 235V233H104V236H106V237L103 236V238H102V237L98 236L100 239L102 238L101 239L102 241L97 239V242H99V241L101 242L100 244L98 243L100 245V247H99V245L97 246V242L95 241V239L97 237L92 239V241H91V238H92L91 236H92V233H93V235L95 233V236H96V232L98 234V233H101L102 230L99 229L100 230V232H99V230L95 229L96 228L95 226H97L96 223H94L92 226H89ZM217 221H219V222H217ZM81 222H82V224H81ZM145 222H147V221H145ZM160 222H161V224H160L161 226H158ZM106 223H107V226H106ZM210 223H212V224H210ZM213 223L216 224L217 229ZM0 224H1V221H0ZM65 224H66L67 228L65 227ZM67 224L71 226V230H70V226H67ZM146 224H149V223L147 222ZM195 224H197V225H195ZM83 225H84V227H83ZM102 225L105 227H102ZM113 225H115V228ZM127 225H128V229L130 231L133 230V232H130L127 230V228H126ZM150 225H149V227H145V228H147V229L151 228ZM59 226H61V227L63 226L62 227L63 229ZM119 226H121V227H119ZM170 226H171L172 230H175V231L172 232V230L170 229ZM220 226L223 229H219V228H221ZM223 226H225V227L227 226L229 229L227 227L224 228ZM57 227H59V230H57ZM116 227L121 228L122 231L120 229L119 232H116L115 231L117 229ZM178 227H179V225H178ZM240 227H241V229H240ZM1 228L2 227H0V229ZM113 228L115 230H113ZM125 228H126V230H124ZM137 228H139V227H137ZM187 228H189V226H187ZM200 228L201 229L203 228V229L200 230ZM207 228H210V229L208 230ZM65 229H66V231H64ZM157 229H155V231L152 230L153 233L157 232ZM181 229L182 228H180V230ZM198 229H199V231H198ZM46 230H43V231H45L44 232L45 234L47 232ZM169 230L172 233V235H174L175 237L171 236V233L169 232ZM62 231H64V232H62ZM120 232L122 234H119ZM44 233L41 234V236L43 235V237H44ZM49 233L47 232L46 235H49ZM71 233H73V234H71ZM75 233H76V236H75ZM83 234L86 236L83 239H85V241L87 239L88 242L87 241L85 242L82 239V237L84 236ZM135 234H136V232H135ZM258 234H260V235H258ZM8 235L9 234H7V237H8ZM34 235H38V233L34 234ZM117 235H118V237H117ZM72 236H74L73 239H72ZM123 236H125V241H124ZM177 236L179 237V239ZM196 236H197V238H195ZM216 236H218V237H216ZM249 236L251 238H249ZM111 237L112 238L114 237L115 239H118V240L114 241V238L112 239ZM18 238H20V236ZM28 238H29V236H28ZM76 238H77V240L81 239L85 243H79V242H81V240L77 241V240H75ZM108 238H111L115 242V245L113 247L111 246V243L114 244V242H112L111 239L108 240ZM57 239H59L58 240L59 243L61 242L63 245L62 244L60 245L57 242ZM103 239H106L108 242L106 240L103 241ZM132 239H134V236ZM166 239H168V237H165L164 240H166ZM171 239H168L167 242H169ZM209 239H212V240H209ZM21 240H22V238H21ZM29 240L25 239L24 241H29ZM48 240H50V241H48ZM119 240H120V242H119ZM121 240H123V242ZM175 240H174V242H175ZM194 240L196 241L197 245L194 243ZM2 241H3V238L1 237V243L0 244H2ZM252 241H254V242H252ZM75 242H77V244ZM125 242H126V244H125ZM183 242H184V244H182ZM188 242H190L191 245H189L190 243H188ZM20 243H22V242H20ZM51 243H50V245H51ZM55 243L58 244L59 246L56 245ZM251 243H252V245H250ZM65 244H67V245L69 244V245L67 246ZM2 245L5 246L4 244H2ZM75 245H77V246H75ZM124 245H127V246H125V248H124ZM248 245H250V246H248ZM3 246H2V249L6 250V248H3ZM61 246H62V248H61ZM71 246L73 247V249H75V251L74 250L73 251L76 252V255L73 254V251L71 250L72 249ZM96 246L98 247L97 249H95ZM211 246L215 247V250H217V251H215L214 248H212ZM12 247L14 250L12 249ZM30 247H31V249H30ZM32 247H34V249ZM42 247H40V248H42ZM56 247H54V248H56ZM85 247H87V248H85ZM183 247L184 248L187 247L186 250ZM192 247L194 248V250ZM209 247H210V249H209ZM257 247H259L260 249ZM83 248L85 249V252H84L85 254L80 253L81 250H82V252L84 251ZM91 248L93 249V253H97V254H95L96 255L95 258H93L94 256L92 257V255H90V254H93L91 252L92 251ZM195 248H197V249H195ZM2 249H1V251H2ZM45 249L48 250L46 247H45ZM65 249L71 250L72 253L69 255V253H68L69 250L66 251ZM5 250H3V251H5ZM88 250L91 253L87 252ZM203 250H204V252H203ZM22 251H21V253H23ZM50 251L54 252L53 246H52V250L50 248ZM78 251H80V252H78ZM96 251H98V252H96ZM103 251H105V252L103 253ZM114 251H115V253H114ZM126 251H127V249L124 252H126ZM181 251H183V252H181ZM186 251L188 252V257L190 256L189 258L191 261L188 260L189 259L188 257H186V255H187ZM195 251L196 252L198 251L199 254L197 252V255H196ZM200 251L202 252V254H200L201 253ZM205 251L207 252V254L205 253ZM177 252H176V254H177ZM189 252H190V254L192 253L193 255L195 254L196 256L194 255V257H192L193 255L191 256L189 254ZM208 252H209V254H208ZM3 253H5V252H3ZM3 253H0V254H3ZM42 253L40 254V256L38 254L37 255L39 257H41ZM77 253H78V255H77ZM8 254L6 253V255H8ZM31 254H30V256H31ZM57 254H61L62 256H60V255L58 256ZM66 254H68V257L66 256ZM87 254L89 256H91L90 259H92V261L89 260V256ZM98 254H99V256H98ZM106 254H107V256H106ZM210 254H212V255L210 256ZM261 254H262V256H261ZM6 255L2 256V258H0V259H3V258L9 259V256L6 257ZM27 255H29V254L27 253ZM81 255H82V258L80 257V259H79V256H81ZM203 255H205L206 257ZM243 255H245V257ZM258 255H260V256H258ZM38 256H34V257H38ZM69 256H70V261L68 260ZM84 256H87V257H84ZM102 256H106V258H108V259L110 258V260L113 259L114 261L106 260L105 258H104V260L100 259V257H102ZM114 256H115V258H113ZM198 256H199V260H198ZM34 257H33V260L30 257H28V259L29 258L31 259L30 262L32 261V263H30V264H41L42 261H44V260L40 261L39 258L37 259ZM98 257H99V259H98ZM72 258L75 260H78V262H76L75 260H72ZM41 259H42V257H41ZM56 259L58 260L59 263L57 262ZM82 259L84 261L87 260L86 261L87 263H85L84 261L82 262ZM248 259H250V260H248ZM9 260H11V259H9ZM15 260H14V262H15L14 264H16ZM34 260L35 261L38 260L37 263H35ZM71 260H72V262H71ZM93 260H95L98 263L94 262ZM5 261L6 260H4V262ZM187 261H189V262L187 263ZM11 263H12V261H11ZM4 264H7V262ZM48 264H50V263L48 262ZM136 264H150V263L148 260H139L136 262Z\"/></svg>","mask_w":264,"mask_h":264},{"label":"bare ground","instance_id":"obj_2","mask_svg":"<svg viewBox=\"0 0 264 264\" xmlns=\"http://www.w3.org/2000/svg\"><path fill=\"white\" fill-rule=\"evenodd\" d=\"M19 1V0H18ZM22 1V0H21ZM21 1H20V3H21ZM217 1V0H216ZM248 1H250L249 3H247V7H249V10H250V8H253V9H251L252 11L255 9L253 6H251L250 5V3L251 4H253V5H255V4H257V5H259V9H260V13L262 12V14L261 15H264L263 13H264V11H263V9H264V0H248ZM241 2V1H240ZM246 0H245V4H246ZM9 3V1H7V4ZM197 3V2H196ZM198 3H199V1H198ZM241 4H242V2H241ZM23 5V4H22ZM201 5V4H200ZM240 5V4H239ZM242 5H244V4H242ZM257 5H255L256 7H257ZM6 6V5H5ZM5 6L4 5H1V7L3 8L4 7V11L6 10L7 12H8V10L5 8ZM21 6V5H20ZM251 6V7H250ZM22 7H24V6H22ZM244 7V6H243ZM263 7V8H262ZM12 8V7H11ZM206 8V7H205ZM233 8V7H232ZM235 8V7H234ZM199 9V8H198ZM262 9V10H261ZM12 10V9H11ZM21 10H24V8L22 9L21 8ZM257 10V9H256ZM5 11V12H6ZM243 11H244V9H243ZM246 11V10H245ZM255 11V10H254ZM205 12V11H204ZM220 12V11H219ZM250 12V11H249ZM255 12H258V11H255ZM254 12V13H255ZM9 13H12L11 11L9 12ZM201 13H203V11L201 12ZM235 13V12H234ZM252 14H254L253 12H251ZM259 13V14H260ZM223 14V13H222ZM258 14V13H257ZM256 14V15H257ZM258 14V18H261V19H263L264 17H261V15H259ZM236 15V14H235ZM243 15V14H242ZM12 16V15H11ZM239 16V15H238ZM214 17V16H213ZM12 18V17H11ZM252 18V17H251ZM240 19H242V18H240ZM243 21V20H242ZM246 21V20H245ZM248 21V20H247ZM250 21V20H249ZM251 22V21H250ZM245 23V22H244ZM243 24V23H242ZM264 24V23H263ZM245 25V24H244ZM250 25V24H249ZM251 26V25H250ZM249 27V26H248ZM247 27V28H248ZM251 27H253V25L251 26ZM250 27V28H251ZM256 27V26H255ZM255 27H254V29H255ZM258 27V26H257ZM246 28V29H247ZM108 29H110V28H108ZM249 30V29H248ZM264 30V29H263ZM252 31V30H251ZM256 31V30H255ZM108 32V31H107ZM263 32V31H262ZM106 33V32H105ZM29 34H31V33H29ZM29 34L27 35V36H29ZM72 34V33H71ZM264 34V33H263ZM33 35V34H32ZM34 36V35H33ZM29 37H31V36H29ZM33 38V37H32ZM32 38H30V39H28V40H30L31 41V39ZM36 39V38H35ZM34 39V40H35ZM20 40V39H19ZM194 40V39H193ZM12 41H14V40H12ZM54 41V40H53ZM8 42V41H7ZM5 43V42H1V43H4V44H7V45H5L8 49L10 48V45H9V42L8 43ZM21 42H23V41H21ZM27 42V41H26ZM52 42V41H51ZM194 42V41H193ZM245 42V41H244ZM18 43H19V41H18ZM29 41H28V45L27 46H29V47H31V45H29ZM35 43V42H34ZM40 43V42H39ZM42 43V42H41ZM11 44V43H10ZM22 44V45H21ZM20 45L18 44L17 46L19 47H23V49L25 48V47H27L25 44L26 43H21ZM31 44H33V43H31ZM46 44V43H45ZM184 44V43H183ZM182 43H181V45H183ZM242 44V43H241ZM246 44V43H245ZM248 44V43H247ZM3 45V44H2ZM8 45H9V47H8ZM12 45H15V44H12ZM25 45V46H24ZM36 45H37V42H36ZM43 45V44H42ZM185 45V44H184ZM249 45V44H248ZM34 46V45H33ZM52 46V45H51ZM17 47V48H18ZM19 47V48H20ZM37 47V46H36ZM47 46H45V48H46ZM66 47V46H65ZM180 47V46H179ZM7 48H4V49H6L7 50ZM34 48V47H33ZM53 48H54V46H53ZM52 48V49H53ZM57 48V47H56ZM59 48V47H58ZM57 48V49H58ZM12 49V48H11ZM13 49H15V48H13ZM20 49H22V48H20ZM20 49H15L16 50V52H14V50H9L8 52V54H11L10 53V51H13V53H14V55L13 56H15V53H17V52H19L20 51ZM34 49H37V48H34ZM33 49V50H34ZM52 49L50 50L51 51V53H52ZM72 49V48H71ZM19 50V51H18ZM25 50V49H24ZM27 50H29V48H27ZM62 50V49H61ZM23 51V50H22ZM22 51H20V52H22ZM26 51V50H25ZM30 52H31V49H30ZM12 53V54H13ZM23 53H24V51L22 52V56L21 57H23ZM44 54H45V52H43ZM42 53V54H43ZM64 53V52H63ZM1 54V53H0ZM25 54V53H24ZM32 54V53H31ZM56 54V53H55ZM67 54H68V52H67ZM74 54V53H73ZM263 54V53H262ZM21 55V54H20ZM26 55V57H27V60H28V62H30V60H32V59H30V57L28 56L29 55V53H28V55L27 54H25ZM52 55V54H51ZM59 55V54H58ZM61 55V54H60ZM34 56V55H33ZM47 56V55H46ZM54 56H56V55H54V51H53V58H54ZM66 56V55H65ZM68 56H70V55H68ZM1 57V56H0ZM6 57V56H5ZM4 57V58H5ZM20 57V58H21ZM36 57V56H35ZM42 57V56H41ZM45 57V56H44ZM48 57V56H47ZM51 58H52V56H50ZM49 57V58H50ZM61 57V56H60ZM60 57H59V59H60ZM3 58V57H2ZM16 58V57H15ZM25 58V57H24ZM43 58V57H42ZM51 58L50 59H48V60H51ZM52 58V59H53ZM61 58H63V57H61ZM66 57H64V60H66L65 59ZM13 59V58H12ZM30 59V60H29ZM35 59V58H34ZM39 59V58H38ZM56 58H54V60H55ZM58 59V60H59ZM93 59H94V57H93ZM97 59V58H96ZM101 59V58H100ZM99 59V60H100ZM264 59V58H263ZM25 60V59H24ZM27 60H25V61H27ZM54 60H51V63H50V66H51V64H53L52 63V61L54 62ZM57 60V61H58ZM62 59H60L59 60V62L61 61ZM17 61H18V59H17ZM16 61V62H17ZM19 61H20V59H19ZM102 61V60H101ZM26 63V62H23V59H22V63H25V65H23V67L25 68V67H27L28 66V64L29 63ZM36 62H37V59H36ZM43 62H44V60H43ZM42 62V63H43ZM49 62V61H48ZM63 62V61H62ZM61 62V63H62ZM66 62V61H65ZM87 62V61H86ZM18 63V62H17ZM33 63H35V62H33ZM41 63V62H40ZM72 63H74L73 61H71V65H73ZM92 63V62H91ZM19 64V63H18ZM21 64V63H20ZM36 64H38V63H35V65ZM45 64H47V63H45ZM49 64V63H48ZM55 64H57V63H54V65ZM68 64V63H67ZM86 64V63H85ZM27 65V66H26ZM30 65H31V63H30ZM38 65H40V64H38ZM42 65V64H41ZM40 65V66H41ZM52 66V67H55V66H57V65H55V66ZM63 65H64V63H63ZM0 66H1V64H0ZM12 66H14V65H11V67ZM39 66V67H40ZM60 66V65H59ZM62 66V65H61ZM65 66H67V65H65ZM77 66V65H76ZM89 66H91V65H89ZM3 67V66H2ZM19 67V66H18ZM38 67V66H37ZM44 67V66H43ZM43 67H40L41 69L43 68ZM45 67H46V65H45ZM47 67H49V66H47ZM46 67V68H47ZM51 67V68H52ZM85 67V66H84ZM92 67V66H91ZM3 68H5V69H7L8 71L9 70H14V71H16L17 69H8L9 67H3ZM27 68H30V66H28ZM32 68V67H31ZM31 68H30V70H31ZM40 68H37V69H39V70H41ZM51 68H50V70H51ZM56 68V67H55ZM62 68V67H61ZM63 68H65V67H63ZM5 69H0V86H3L4 85V88H5V91H4V89L3 88H1L0 87V93L1 94H3L4 92L6 93H4L2 96H6V97H8V95H9V97L8 98H10L11 96H14V99H15V97H18V99H21L22 101H24L23 99H25V102H27L26 100H30L35 94L37 95V92H36V90L39 92V94L38 95H41V94H47V95H49L47 92L49 91L48 90V88H50L51 89V86L50 87H48L49 86V84L48 83H44V84H48L47 86L45 85L44 86V84H43V82H42V84L40 83V81L42 80H44V77H42V79L40 80L39 78L41 77V75H42V72L39 74V78H37V85H39V88L41 87V86H44V87H47V88H44V90H42L41 91V88H40V90H38V86L34 89L33 87H31L30 86V84H28V85H26V82L24 83L25 85H26V87H21L20 88V86L19 87H15L16 86V83H11V84H9V82H8V78L9 79H11L10 78V75L8 76V74H11V76L13 75L14 76V74H15V72L14 71H11L10 73L9 72H7ZM54 69V68H53ZM58 69V68H57ZM56 69V70H57ZM77 69V68H76ZM85 69V68H84ZM84 69H81V70H83L84 71ZM87 69V68H86ZM91 69V68H90ZM95 69V68H94ZM6 72H5V71ZM25 70V69H24ZM27 70L28 69H26L25 71L27 72ZM33 70V69H32ZM43 70V69H42ZM41 70V71H42ZM45 70V69H44ZM48 70V69H47ZM62 70V69H61ZM68 70V69H67ZM70 70V69H69ZM68 70V71H69ZM74 70H75V68H74ZM93 69H91V71H92ZM37 71V70H36ZM35 71V72H36ZM59 72H61L60 70H58ZM58 71H56L57 73H58ZM66 71V70H65ZM68 71H66L65 73H68ZM87 71V70H86ZM12 72H14V74L12 73ZM17 72H20V71H17ZM16 72V73H17ZM26 72H24L25 74H28V75H26V77H28V76H32L33 75V78H34V80H35V82H36V77L38 76V75H36L37 73H34L33 71H32V75H31V73L28 71V73H26ZM37 72H40V71H37ZM44 72L45 71H43V74H44ZM55 72V74L56 75H59V74H57ZM79 72V71H78ZM34 73V74H33ZM47 73V72H46ZM51 73V72H50ZM61 74V76H62V79H64V77H66L67 75H70L69 73L68 74ZM86 73V72H85ZM89 73V72H88ZM92 73H93V71H92ZM20 75H21V73H19ZM18 74V75H19ZM54 73L53 74H51V75H55ZM76 74V73H75ZM78 74V73H77ZM19 75V76H20ZM49 74L47 73V76H48ZM64 75V76H63ZM81 75V74H80ZM79 75V76H80ZM82 75H84V74H82ZM12 76V77H13ZM72 76H73V74H72ZM21 77V76H20ZM20 77H19V81H20ZM56 77V76H55ZM59 77V76H58ZM68 77V76H67ZM70 77V76H69ZM74 77V76H73ZM77 77V76H76ZM86 77H87V75H86ZM185 77V76H184ZM187 77V76H186ZM15 78H17V75H16V77ZM14 78V79H15ZM21 78H23V79H25L24 78V76L23 77H21ZM53 78V77H52ZM46 79V78H45ZM58 79V78H57ZM61 79V78H60ZM66 79V78H65ZM74 79V78H73ZM73 79L71 80V82L73 81ZM26 80V79H25ZM38 80H40L39 82H38ZM51 80V79H50ZM52 80H54V78L52 79ZM52 80H51V82H52ZM55 80H56V78H55ZM53 81V82H56V81ZM75 80V79H74ZM86 80V79H85ZM29 81V80H28ZM30 81H31V83H33L34 81H33V79H31L30 78ZM33 81V82H32ZM45 81V80H44ZM47 81H48V78H47ZM46 81V82H47ZM78 81V80H77ZM81 81V80H80ZM23 82V81H22ZM49 82V81H48ZM58 82V81H57ZM66 82V81H65ZM88 82V81H87ZM185 82V81H184ZM241 82H242V79H241ZM245 82V81H244ZM249 82V81H248ZM19 83V82H18ZM40 83V84H39ZM75 83H76V81H75ZM264 83V82H263ZM263 83H261L260 82V84H263ZM13 84H15V86L13 85ZM35 85H36V83H34ZM259 84V85H260ZM23 85V84H22ZM54 85V84H53ZM67 85V84H66ZM69 85V84H68ZM264 85V84H263ZM32 86H34L33 84H32ZM57 85L55 84V87H56ZM86 86V85H85ZM54 87V88H55ZM72 87V86H71ZM75 87V86H74ZM261 87V86H260ZM57 88V87H56ZM62 88V87H61ZM64 88V87H63ZM68 88H70L69 86H68ZM225 88H228V87H225ZM259 88V87H258ZM3 89V90H2ZM42 89H43V87H42ZM46 89L48 90V91H46ZM60 89V88H59ZM59 89L57 88V90L59 91ZM73 89V88H72ZM85 89V88H84ZM87 89V88H86ZM85 89V90H86ZM92 89V88H91ZM174 90H175V88H173ZM172 89V90H173ZM234 89V88H233ZM262 89V88H261ZM1 90L2 91H4V92H1ZM56 90V89H55ZM55 90H53L51 93L53 94V95H51V98L52 99H54L53 98V96H54V94H55ZM66 90V89H65ZM76 90V89H75ZM110 90V89H109ZM169 90H171V89H169ZM259 90V89H258ZM57 91V92H58ZM61 91H62V89H61ZM68 90H66V92H67ZM70 91V90H69ZM69 91H68V95L70 94L69 93ZM180 91V90H179ZM245 91H247V90H245ZM252 91V90H251ZM36 92V93H35ZM40 92H43V93H40ZM54 92V93H53ZM66 92H65V94H66ZM109 92V91H108ZM50 93V94H51ZM75 93V92H74ZM78 92H76V94H77ZM183 93V92H182ZM246 93V92H245ZM1 94H0V96H1ZM8 94V95H7ZM45 94H44V96H45ZM60 94H61V92H60ZM76 94H74V95H76ZM88 94V93H87ZM101 94H103V93H101ZM114 94V93H113ZM113 94L112 95H110V96H113ZM171 94V93H170ZM57 96H59L58 94H56ZM55 95V96H56ZM72 95V94H71ZM237 95V94H236ZM235 95V96H236ZM247 95H248V93H247ZM44 96L42 95V99H44ZM54 96V97H55ZM56 96V98H57V101H58V103L60 102V100H62L63 98H61L60 96H59V98L60 99H58V97ZM70 96V95H69ZM108 96V95H107ZM136 96V95H135ZM176 96V95H175ZM243 96V95H242ZM245 96V95H244ZM264 96V95H263ZM37 97V96H36ZM39 97V96H38ZM46 97V96H45ZM50 97V96H49ZM49 97H47L46 99H44V100H46V101H48L47 99L49 98ZM71 97V96H70ZM77 97H78V95H77ZM80 97V96H79ZM34 98V97H33ZM185 98H187V97H185ZM205 98V97H204ZM217 98V97H216ZM239 98H241V96L239 97ZM243 98V97H242ZM242 98H241V100H242ZM250 98H253V97H250ZM7 99V98H6ZM11 99V98H10ZM10 99H8L9 100V102H10ZM40 98H37V100H39ZM80 99H82V98H80ZM90 99H91V97H90ZM237 99V98H236ZM248 99V98H247ZM12 100H13V97H12ZM17 100V99H16ZM32 100V99H31ZM34 100V99H33ZM35 100H36V98H35ZM44 100H41V101H44ZM50 100V99H49ZM55 100V99H54ZM76 100V99H75ZM78 100V99H77ZM87 100V99H86ZM97 100V99H96ZM101 100H102V98H101ZM104 100V99H103ZM204 100L205 99H203V102H204ZM215 100V99H214ZM214 100H213V102H214ZM218 100V99H217ZM14 101V100H13ZM13 101H11V102H13ZM17 101H19V100H17ZM16 101V102H17ZM53 101V100H52ZM52 101H49V102H52ZM56 101V102H57ZM73 102H74V100H72ZM82 100H80V101H77V102H81ZM91 101V100H90ZM106 101V100H105ZM216 101V100H215ZM10 102V103H11ZM20 102V101H19ZM30 102V101H29ZM39 102V101H38ZM38 102H36L37 104H38ZM49 102H47V103H49ZM56 102H54L55 104H56ZM64 102H66V100L64 101ZM76 102V103H77ZM85 102H87V101H85ZM92 102V101H91ZM94 102V101H93ZM97 102H98V100H97ZM212 102V103H213ZM220 102V101H219ZM261 102V101H260ZM264 102V101H263ZM2 103V102H1ZM0 103V104H1ZM15 103V102H14ZM24 103V102H23ZM34 103V102H33ZM42 103V102H41ZM44 104H45V102H43ZM57 103V104H58ZM61 103V102H60ZM62 103H63V100H62ZM75 103V102H74ZM108 103H109V101H108ZM125 103V102H124ZM137 103V102H136ZM215 103V102H214ZM36 104V105H37ZM57 104L56 105H54V106H57ZM81 104H82V102H81ZM84 104V103H83ZM89 104V103H88ZM87 104V105H88ZM105 104V103H104ZM107 104V103H106ZM110 104V103H109ZM117 104V103H116ZM141 104V103H140ZM207 103H205V105H206ZM252 104V103H251ZM256 105H257V103H255ZM262 104V103H261ZM4 105V104H3ZM11 105V104H10ZM13 105V104H12ZM18 105V104H17ZM41 105V104H40ZM67 105V104H66ZM93 105V104H92ZM92 105H90V107L91 108H94ZM98 105H100V104H98ZM114 105V104H113ZM208 105V104H207ZM211 106H212V104H210ZM210 105H209V107H210ZM226 105V104H225ZM5 106V105H4ZM15 106V105H14ZM24 108H25V106L24 105H22ZM30 106H34V105H30ZM29 106V107H30ZM44 106H46V105H44ZM50 106H52V105H50L49 104V106H46L48 109H47V111H49L50 109L53 111V109L52 108H50ZM54 106H52V107H54ZM107 106V105H106ZM202 106V105H201ZM216 106V105H215ZM214 106V107H215ZM218 106V105H217ZM223 106V105H222ZM237 106V105H236ZM261 106V105H260ZM1 107V106H0ZM18 107H20L19 105H18ZM17 107V108H18ZM23 107H20V108H23ZM40 108H41V106H39ZM63 107V106H62ZM214 107H212V109L214 108ZM220 107V106H219ZM262 107V106H261ZM6 108V107H5ZM31 108V107H30ZM34 108V107H33ZM33 108H31V109H33ZM38 108V107H37ZM58 108V107H57ZM66 110H67V108L66 107H64ZM97 108V107H96ZM95 108V109H96ZM216 108H218V107H216ZM238 108V107H237ZM253 108V107H252ZM1 109V108H0ZM31 109H30V111H31ZM35 109H36V107H35ZM69 109V108H68ZM78 109V108H77ZM119 109V108H118ZM209 109V108H208ZM211 109V108H210ZM215 109V108H214ZM219 109V108H218ZM223 109V108H222ZM230 109V108H229ZM233 109H234V106H233ZM236 109V108H235ZM246 109V108H245ZM256 109H257V107H256ZM259 109H260V107H259ZM259 109H257L258 110V112H260V114H261V109L259 110ZM3 110V109H2ZM5 110V109H4ZM3 110V111H4ZM29 110V109H28ZM28 110H25V113H23V110H20L18 113L21 115V116H23L24 114L25 115H27V113L29 112ZM41 110V109H40ZM42 110H44V109H42ZM50 110V111H51ZM57 109H56V107H55V109H54V112H56V114L55 115H57V114H59V115H61L60 116V118H61V120H59L58 119V121H56V119L58 118V116H57V118L55 117L52 121H54V125L56 126H52L53 128H55V130L53 129V130H51V129H49V126H48V128L47 129H49V131H47V133H46V130H44V132L46 133V134H41V137L43 136V138H40V135H39V137H38V139H37V137H35L36 135L38 136V132H40L39 130H38V128H36L37 130H38V132H37V134H35L36 133V131L34 130V132H31V131H33V130H29L30 128L29 127H31V126H33L34 124H35V122H32V120H31V122L29 123L28 121H26L25 123H27V126H25V128L27 127V129L29 130H26L25 128H24V131H26V132H24V136L22 135V139H20V141L22 140L23 141V139H24V143L23 144H16L15 142L18 140L19 141V138H21V136L19 137V138H17L20 134H19V132H18V128L16 129V127H13L14 125H16V123H17V121H16V118L14 119V117H13V120H11L10 119V121H12L11 123L10 122H8V124L10 123V125H9V127H8V124L6 123V124H4V125H7V126H5V127H1L0 129V139H2L1 141H3L2 143H1V145H0V186L2 187V186H9V188H14V191L11 189V191H10V189H9V191L7 190V188H5L6 190L5 191H7V192H12L11 193V195H13L14 196V198H11V200L10 199H4V201H2L1 199H0V221H1V226L0 227H2L1 229L3 230H1L0 229V243H1V237L3 238V241H2V244H4L5 246H3L2 244H0V253H3V252H5V253H3V254H0V258H2V256H4V255H6V253L8 254V250H7V248L9 249L10 248V238H12L13 239V237H12V235H10V234H15L14 235V238L15 237H17V238H15V239H11L12 241H11V243L13 242V243H15V242H18L19 240V245H21V244H25L24 245V249H25V247L27 248V243L28 242H30V237L31 236H38L39 238L40 237H42V238H44V239H46V238H48V239H50L51 238V240L53 239V238H56V237H54L53 235H55V236H57V237H59L57 234H60V233H49L50 231L51 232H55V231H52L51 229H50V227L52 226V227H54L53 225L58 221V224H55V225H59V223L61 224V222H63L62 221V216L64 215V211H61V213H57L56 214V212H58L59 210H63L62 209V207L64 206V208H65V205H67V208L69 207V205H71V204H76V205H80L81 206V211H82V205H83V203H85L86 204V202H88L87 200H86V202H84V199H81L82 197L81 196H79L78 198H76V199H78L77 201H75V203H74V198H75V196H73L72 195V191L74 190H72L71 188H74L75 186H73L74 184L75 185H77L76 183H80L79 182V180L77 179V177H78V174H80L81 172V174L80 175H82V178H84L83 176H85L86 174H84L85 172H84V170H82V168H83V166L84 165H87L88 163H90L91 161H90V159H88L87 157H85V155H87L86 153H85V151H84V148H85V146H84V148H79L78 147V145L80 146V147H82L81 145H85V144H82V142H80V144L77 142V143H75V141H77L78 140V136L76 135V137L74 136L73 137V134H74V131L72 132L73 134H72V137L69 135V137H71V139L74 141V143H72L71 144V141L72 140H70V138H68V136L66 137V135H64L63 136V133L64 134H67L69 131L68 130H74V129H76V128H73V127H77L78 128V126L80 125V122H82V123H85V121H88L87 119H89V118H87L85 121L83 120V118H82V116H81V111H79V113L78 114H80V115H78L76 112H75V114L73 115V114H70L71 112H73L72 110L73 109H69V110H67L66 112H62L63 110H62V108H58V110H60V112H62V113H57V111H56ZM62 110V111H61ZM75 110V109H74ZM87 111H88V109H86ZM92 110V109H91ZM231 110V109H230ZM238 110V109H237ZM9 111V110H8ZM27 111V112H26ZM50 111L49 112H47L46 113V111H45V113L48 115V117L50 116L49 114H50ZM51 111V113L52 114H54V112H52ZM211 111V110H210ZM220 111V110H219ZM255 111V110H254ZM253 111V112H254ZM264 111V110H263ZM263 111H262V113H263ZM1 112V111H0ZM7 112V111H6ZM31 112H33V110L31 111ZM30 112V113H31ZM36 113H39V112H37V111H35ZM43 112V114H44V111H42ZM68 112H70V113H68ZM78 112V111H77ZM120 112V111H119ZM126 112V111H125ZM124 112V113H125ZM133 112V111H132ZM131 112V113H132ZM135 112V111H134ZM147 112V111H146ZM150 112V111H149ZM243 112V111H242ZM34 113V112H33ZM35 113V114H36ZM115 113V112H114ZM151 113V112H150ZM171 113V112H170ZM208 113V112H207ZM212 113V112H211ZM216 113V112H215ZM224 113V112H223ZM229 113V112H228ZM234 113H235V111H234ZM255 113H256V111H255ZM5 114V113H4ZM8 114V113H7ZM39 114H41V113H39ZM39 114H38V116H37V119L39 118ZM46 114H44V118H43V120L45 119V118H48L47 117V115ZM51 114V115H52ZM108 114V113H107ZM136 113H134V115H135ZM214 114V113H213ZM230 114V113H229ZM25 115H24V117H25ZM33 115V114H32ZM32 115H30V116H27V117H31ZM97 115V114H96ZM127 115V114H126ZM133 115V116H134ZM181 115H183V114H181ZM207 115V114H206ZM11 116H13V115H11ZM10 116V117H11ZM20 116V118H22V120H23V117H21ZM36 116V115H35ZM41 116V115H40ZM43 116V115H42ZM41 116V117H42ZM46 116V117H45ZM103 116V115H102ZM105 116H108V115H106L105 114ZM111 115H109V117H110ZM117 116H120V115H118V113H117ZM174 116V115H173ZM172 116V117H173ZM177 116H178V114H177ZM208 116V115H207ZM217 116V115H216ZM232 116V115H231ZM234 116V115H233ZM264 116V114L262 115V117ZM8 117V116H7ZM51 117H53V116H51ZM104 117V116H103ZM136 117L138 118V116L136 115ZM139 117H140V115H139ZM171 117V116H170ZM171 117V118H172ZM179 117V116H178ZM180 117H182V116H180ZM261 117V118H262ZM0 118H2V117H0ZM97 118V117H96ZM107 118V117H106ZM106 118H104V120L106 119ZM114 118V117H113ZM125 118V117H124ZM134 118H135V116H134ZM174 118V117H173ZM9 119V118H8ZM7 119V120H8ZM25 119V118H24ZM40 119V118H39ZM38 119V120H39ZM94 119V118H93ZM98 119H99V117H98ZM102 119V118H101ZM108 119V118H107ZM106 119V120H107ZM181 119V118H180ZM208 119V118H207ZM230 121L232 122V121H234V120H232L233 118L232 117H230ZM247 119V118H246ZM16 121V123H15V121ZM47 121H48V119H46ZM63 120V121H62ZM82 120V121H81ZM89 120H91V119H89ZM100 120V119H99ZM99 120H93L94 122L95 121H99ZM119 120V119H118ZM123 120V119H122ZM139 120V119H138ZM170 120V119H169ZM186 120V119H185ZM199 120H200V118H199ZM198 120V121H199ZM204 120V119H203ZM203 120H202V122H203ZM235 120H237V119H235ZM1 121V120H0ZM24 121L25 120H23V122L20 120V125H21V127H23L22 126V124H21V122L23 123V125H26V124H24ZM56 121V122H55ZM62 121V122H61ZM84 121V122H83ZM92 120L91 121H88L87 122V125L89 124V122H93ZM116 121V120H115ZM124 121V120H123ZM130 121V120H129ZM139 121H141V120H139ZM163 121V120H162ZM173 121H175V120H173ZM178 121V120H177ZM181 121V120H180ZM179 121V122H180ZM183 121V120H182ZM198 121H196V122H198ZM229 121V122H230ZM239 121V120H238ZM252 121V120H251ZM2 122V121H1ZM7 122V121H6ZM60 122V123H59ZM99 122H103V121H99ZM120 122V121H119ZM178 122V123H179ZM215 122V121H214ZM229 122H227V124L229 123ZM235 122V121H234ZM244 122H246V121H244ZM264 122V121H263ZM14 125H13V124ZM32 123H34V124H32ZM40 123V122H39ZM44 123H47V122H45L44 121ZM43 123V124H44ZM52 123V122H51ZM90 123V124H91ZM109 123H110V125H111V120L109 121ZM113 123H115V122H113ZM128 123V122H127ZM137 123V122H136ZM156 123V122H155ZM163 123V122H162ZM161 123V124H162ZM174 123V122H173ZM183 123V122H182ZM181 123V124H182ZM243 123V122H242ZM256 123V122H255ZM3 124V123H2ZM1 124V125H2ZM11 124H12V126H11ZM43 124L41 125V126H43ZM48 124V123H47ZM47 124H45V126H47ZM132 124V123H131ZM197 124H199V123H197ZM258 124V123H257ZM256 124V125H257ZM3 125V126H4ZM31 125V126H30ZM84 125V124H83ZM85 125H86V123H85ZM84 125V127H85V129H87L86 128V126ZM100 125H101V123H100ZM106 125V124H105ZM107 125H109V124H107ZM108 126L109 128H107V130L108 129H110L111 128V126ZM135 125V124H134ZM170 125V124H169ZM178 125V124H177ZM204 125V124H203ZM221 125V124H220ZM234 124H232V126H233ZM241 125V124H240ZM17 126V125H16ZM29 126V127H28ZM89 126H91V125H89ZM89 126H87V127H89ZM102 126H104V124L102 125ZM114 126V125H113ZM124 126V125H123ZM166 126V125H165ZM180 126H182V125H180ZM198 126V125H197ZM224 126V125H223ZM231 126V125H230ZM236 126V125H235ZM235 126H234V128H235ZM252 126H254V124L252 125ZM6 127H8V128H10L11 130H13V129H16V130H13V131H15V132H17V133H15V132H10V135H13L14 137H13V139H12V137L9 135V132L8 131H2V130H8V128H6ZM11 127H13V128H11ZM37 127V126H36ZM81 128H82V126H80ZM83 127V128H84ZM105 127V126H104ZM107 127V126H106ZM125 127V126H124ZM124 127H122V128H124ZM135 127V126H134ZM179 127V126H178ZM218 127V126H217ZM243 127V126H242ZM261 127H262V124H261ZM5 128V129H4ZM32 128V127H31ZM35 128V127H34ZM72 128V129H71ZM81 128H79L80 130H81ZM82 128V129H83ZM92 128V127H91ZM116 128V127H115ZM114 128V129H115ZM121 128V129H122ZM127 128V127H126ZM171 128V127H170ZM176 128V127H175ZM180 128V127H179ZM178 128V129H179ZM197 128H200V126L199 127H197ZM203 128H205V127H202V129ZM214 128V127H213ZM229 128H231V127H229ZM239 128H240V126H239ZM254 128V127H253ZM256 128V127H255ZM259 128V127H258ZM41 129H42V127H41ZM40 129V130H41ZM201 129V130H202ZM244 129V128H243ZM242 128H241V130H243ZM260 129H262V128H260ZM95 130H96V128H95ZM106 130V131H107ZM126 130H128V129H126ZM155 130V129H154ZM157 130V129H156ZM161 130V129H160ZM165 130V129H164ZM230 130V129H229ZM240 130V131H241ZM22 131H23V129H22ZM65 131H68V132H65ZM120 131V130H119ZM139 131H142V130H139ZM143 131H145V130H143ZM142 131V132H143ZM147 131V130H146ZM216 131V130H215ZM29 132L30 133H32V136H33V134H34V137L33 138H29ZM43 132V131H42ZM80 132H82V131H80ZM80 132H78L77 131V133H80ZM89 132H91V130H88V134H89ZM98 132V131H97ZM152 132V131H151ZM150 132V133H151ZM263 132V133H262ZM262 132L260 133V131H259V134H257V138L261 141V140H264V139H262L261 137H259L258 135H262V134H264V131L262 130ZM12 133H14V134H12ZM25 133H28L27 135H25ZM41 133V132H40ZM83 133V132H82ZM99 133V132H98ZM108 133V132H107ZM144 133V132H143ZM149 133V134H150ZM159 133V132H158ZM230 133H231V131H230ZM84 134H85V132H84ZM87 134V133H86ZM117 134V133H116ZM203 134H205V132L203 133ZM207 134H210V133H207ZM206 134V135H207ZM75 135V134H74ZM83 135V134H82ZM81 135V139H82V137H84V136H86V135H84V136H82ZM97 136H98V134H96ZM100 135H102V134H100ZM99 135V137L97 138V139H99L101 136ZM142 134H140V136H141ZM144 135V134H143ZM142 135V136H143ZM146 135V134H145ZM152 135H153V132H152ZM165 134H163V136H164ZM218 135V134H217ZM239 135V134H238ZM241 135V134H240ZM31 135H30V137H32ZM45 136V137H44ZM88 136V135H87ZM91 136H93V135H90L89 137L91 138ZM95 136V135H94ZM115 136V135H114ZM119 136V135H118ZM139 136V139L140 138H143V137H140ZM150 136V135H149ZM154 136H155V134H154ZM166 136V135H165ZM201 136V135H200ZM205 136V135H204ZM249 136V135H248ZM247 136V137H248ZM26 137H28V138H26ZM65 137V138H64ZM244 137V136H243ZM250 137V136H249ZM248 137V138H249ZM11 138V139H10ZM25 138L27 139V140H25ZM35 138L37 139V140H40L41 139V141H39V144H40V142H41V144L39 145V147L38 146H36L35 144H37L38 145V143H36V142H38V141H36V142H34L35 141ZM40 138V139H39ZM68 138V139H67ZM88 138V137H87ZM93 138V137H92ZM91 138V139H92ZM102 138V137H101ZM100 138V139H101ZM111 138V137H110ZM110 138H109V140H110ZM121 138H123V137H121ZM120 138V139H121ZM138 138V137H137ZM158 138V137H157ZM176 138H178V137H176ZM245 138H246V136H245ZM244 138V139H245ZM264 138V137H263ZM17 139V140H16ZM28 139H29V141H28ZM31 139V140H30ZM79 139H80V137H79ZM80 139V140H81ZM84 139V138H83ZM85 139H86V137H85ZM99 139V140H100ZM103 139V138H102ZM112 140V143L115 141V140H118L119 138H117V139H115V140H113V136H112V138H111ZM128 139V138H127ZM144 139V138H143ZM161 139V138H160ZM162 139H163V137H162ZM166 139V138H165ZM178 139H180V138H178ZM229 139V138H228ZM232 139V138H231ZM250 139V138H249ZM257 139V140H258ZM14 140H15V142H14ZM34 140V141H33ZM79 140V141H80ZM86 140H88V139H86ZM86 140H84V141H86ZM106 140V139H105ZM123 140V139H122ZM168 140V139H167ZM219 140V139H218ZM17 141V142H18ZM30 143H28V142ZM72 141V142H73ZM83 141V140H82ZM111 141H109L108 143H111ZM127 141H129V140H127ZM140 141V140H139ZM138 141V142H139ZM150 141V140H149ZM156 141V140H155ZM158 141V140H157ZM179 141V140H178ZM221 141V140H220ZM219 141V142H220ZM29 144V146H27L28 144ZM32 142V143H31ZM103 142H104V140H103ZM145 142V141H144ZM143 142V143H144ZM171 142V141H170ZM230 142V141H229ZM239 142V141H238ZM256 142H258V141H256ZM26 143V144H25ZM86 143V142H85ZM112 143H111V146H112ZM120 143V142H119ZM124 143V142H123ZM125 143H127V142H125ZM125 143H124V145H125ZM131 143V142H130ZM175 143V142H174ZM177 143V142H176ZM183 143V142H182ZM221 143V142H220ZM264 143V142H263ZM35 145V147H38V149L36 150L35 149V147H34V145ZM76 145V149L78 150V155H75L73 152H74V150H75V148H74V146ZM114 144V146L117 144V145H120V144H118V141H117V143H113ZM129 144V143H128ZM137 144H139L140 146H141V143H137ZM137 144H134V146L136 147V145ZM145 144H146V142H145ZM153 144V143H152ZM163 144H164V142H163ZM172 143H169V144H167V146H170ZM178 144H181V142H179ZM187 144V143H186ZM260 144H261V142H260ZM24 145H25V147H27V148H24ZM88 145V144H87ZM109 145V144H108ZM116 145V146H117ZM130 145V144H129ZM132 145H133V143H132ZM132 145L130 146V148L132 147ZM151 145V144H150ZM183 145V144H182ZM181 145V146H182ZM34 147L33 149L34 150H36L35 152H33V155H32V151H34V150H32V149H30V148H32V147ZM96 146V145H95ZM115 146V148H117ZM122 146V145H121ZM133 146V147H134ZM139 146V147H140ZM147 146V145H146ZM153 146V145H152ZM172 146V145H171ZM171 146L170 147H168L169 149H172L173 151L176 149V147H179V146H173L172 148H171ZM190 147H194L193 145L191 146V145H189ZM220 146V145H219ZM234 146H236V145H234ZM86 147H88V146H86ZM102 147H104V146H102ZM106 147V146H105ZM113 147V146H112ZM127 147V145L125 146V148ZM134 147V148H135ZM139 147L137 148V149H139ZM165 149H166V144H165ZM164 147H163V149H164ZM183 147H185V146H182V148ZM189 147V148H190ZM202 147V146H201ZM226 147V146H225ZM238 147V146H237ZM243 147V146H242ZM260 147H262V146H260ZM24 148V149H23ZM99 148V147H98ZM121 147H119V149H120ZM129 148V147H128ZM134 148H133V151H134ZM167 148V149H168ZM186 149H188V147H185ZM212 148H213V146H212ZM215 148H217L218 149V146L217 147H215ZM220 151H221V153L225 150H223L222 149V147L220 146ZM224 148V147H223ZM240 148V147H239ZM247 148V147H246ZM28 149H29V151H28ZM48 149H50V151L48 150ZM83 149V151H80V150H82ZM92 149H93V146H92ZM94 149H96V148H94ZM93 149V150H94ZM105 149H109V148H104V150ZM111 149H113V148H111ZM110 149V150H111ZM119 149H117V151L119 150ZM122 149V148H121ZM160 149V148H159ZM180 149V148H179ZM185 149V150H186ZM191 149H193V148H190V150ZM202 149V148H201ZM240 149H242V148H240ZM257 149V148H256ZM263 149V148H262ZM32 150V151H31ZM93 150H92V152H93ZM103 150V149H99V150H97L96 149V151H99V152H101V151ZM127 150V149H126ZM155 150H156V148H155ZM171 150V151H172ZM177 150H178V148H177ZM176 150V151H177ZM185 150H184V152L183 151H181V150H179V151H181V153L183 152V153H186L185 152ZM196 150H197V148H196ZM204 150V149H203ZM226 150H228V149H226ZM231 150H232V148H231ZM30 152V153H27V152ZM87 151V150H86ZM116 151V149H115V152H117ZM121 151V150H120ZM120 151H118V152H120ZM142 151V150H141ZM166 151V150H165ZM178 151V152H179ZM187 151V150H186ZM192 151V150H191ZM191 151H188V153L189 152H191ZM194 151V150H193ZM200 151H202V150H200ZM214 151V150H213ZM212 151V153L214 154L215 152H216V150H215V152H213ZM218 151H219V149H218ZM235 151L237 152V150L235 149ZM248 151H251V150H248ZM258 151V150H257ZM259 151H260V149H259ZM84 152V153H83ZM95 152V151H94ZM138 152H139V150H138ZM157 152L159 153L160 151H158L157 150ZM167 152V151H166ZM169 152V151H168ZM167 152V153H168ZM175 152V151H174ZM174 152H173V154H174ZM211 152V150L209 151V153ZM238 152H239V150H238ZM237 152V153H238ZM245 152V151H244ZM262 152H264V151H261V153ZM36 153V154H35ZM80 153H82V155H80ZM104 153H105V151H104ZM107 153V152H106ZM108 153H109V151H108ZM135 153H136V151H135ZM142 153V152H141ZM155 153H156V151H155ZM157 153V154H158ZM172 153V152H171ZM194 153V152H193ZM202 153V152H201ZM205 153H206V151H205ZM230 153H231V151H230ZM234 153V152H233ZM233 153H231V155H233V157H234V154ZM248 153V152H247ZM93 154V153H92ZM97 154V153H96ZM110 154V153H109ZM112 154V153H111ZM117 154H119V153H117ZM124 154V153H123ZM136 154H138V153H136ZM165 154V153H164ZM180 154V153H179ZM191 154V153H190ZM189 154V155H190ZM198 154H200V153H197V155ZM218 154H219V152H218ZM249 154H251L250 152H249ZM260 154V153H259ZM258 154V155H259ZM263 154V153H262ZM101 155V154H100ZM107 155V154H106ZM114 155V154H113ZM116 155V154H115ZM127 155H128V152H127V154L126 155H124L125 157H126V159H127ZM129 155H131V154H129ZM143 155V154H142ZM146 155V154H145ZM183 155V154H182ZM196 155V154H195ZM205 155V154H204ZM207 155H209V154H207ZM205 156L206 158L208 157V156ZM219 155H221V154H219ZM223 155H225L226 156V154H224L223 153ZM223 155H221L222 157H223ZM264 155V154H263ZM97 156H98V154L95 156V158H97ZM121 156H122V153H121ZM155 157H157L156 155H154ZM163 156V155H162ZM165 156H166V154H165ZM169 156H171V154L169 155ZM174 156H175V154H174ZM187 156V155H186ZM193 156V155H192ZM199 156V155H198ZM198 156L196 157V158H198ZM210 156V155H209ZM216 156V155H215ZM238 156V155H237ZM99 157V156H98ZM101 157V156H100ZM105 157V156H104ZM110 157V156H109ZM141 157V156H140ZM161 157V156H160ZM177 157V156H176ZM195 157V156H194ZM221 157V159H223V158H225V157H223L222 158ZM227 157V156H226ZM228 157H229V155H228ZM236 157V156H235ZM244 157H246V156H244ZM107 158H108V156H107ZM122 158H124V157H122ZM136 158H138V156L136 157ZM166 158V157H165ZM182 158V157H181ZM203 158H204V156H203ZM214 158H216V157H214ZM220 158V156H218V159ZM118 159H121V157H119ZM139 159V158H138ZM143 159V158H142ZM160 159V158H159ZM164 159V158H163ZM167 159V158H166ZM171 159H172V157H171ZM184 159H185V157H184ZM198 159H202V158H198ZM211 159V158H210ZM213 159V158H212ZM226 159V158H225ZM228 159V158H227ZM230 160H231V158H229ZM235 159H237V157L235 158ZM246 160H251L250 158H245ZM244 159V160H245ZM256 159V158H255ZM98 160H99V158H98ZM97 160V161H98ZM136 160V159H135ZM147 160V159H146ZM168 160H169V158H168ZM167 160V161H168ZM174 160H175V158H174ZM174 160H173V162H174ZM204 160H205V158H204ZM209 160V159H208ZM208 160H206V161H208ZM220 160V159H219ZM218 160V161H219ZM229 160V161H230ZM234 160V159H233ZM242 160H243V158H242ZM90 161V162H89ZM100 161V160H99ZM102 161V160H101ZM121 161H122V159H121ZM123 161H126V160H123ZM130 161V160H129ZM159 161V160H158ZM162 161V163H163V160H161ZM170 161V160H169ZM179 161V160H178ZM188 161V160H187ZM201 161V160H200ZM202 161H203V159H202ZM210 161H212V160H209V162ZM217 160H215V162H216ZM225 161V160H224ZM236 161V160H235ZM253 161V160H252ZM261 161V160H260ZM88 162V163H87ZM164 162H165V159H164ZM180 162V161H179ZM186 162V160H184V162H182V164L183 163H185ZM220 162V161H219ZM226 162V161H225ZM63 163L65 164V165H67L66 167H65V165H64V167H63V169L64 170H67V171H64V170H62L61 168H62V166H63ZM108 163V162H107ZM118 163H120V162H118ZM122 163V162H121ZM149 163V162H148ZM187 164L189 163V162H186ZM211 163V162H210ZM217 163V162H216ZM224 163V162H223ZM259 163V162H258ZM262 163V162H261ZM260 163V164H261ZM115 164H117V163H115ZM123 164H125L124 162L122 163V165ZM132 164V163H131ZM134 164V163H133ZM147 164V163H146ZM176 164V163H175ZM179 164V163H178ZM181 164V165H182ZM190 164V163H189ZM189 164L188 165H186V166H189ZM192 164V163H191ZM190 164V165H191ZM217 164H220V163H217ZM222 164V163H221ZM220 164V165H221ZM232 165H233V162L231 163ZM59 165H62V166H60V169L58 170L59 172H57V169H58V167L57 166H59ZM90 164H88L87 166H89ZM113 165V164H112ZM180 165V164H179ZM179 165H177V166H179ZM193 165H195V164H193ZM212 165V164H211ZM230 165V164H229ZM258 165V164H257ZM86 166V167H87ZM184 167H185V164L183 165ZM183 166H180L179 168L181 169V170H183L184 168H183ZM214 166H216V165H214ZM57 167V168H56ZM116 167L117 166H115V169H114V171H116V172H114V173H110V174H108L109 173V171H108V173H106V175H108L109 176V178H108V180H110V182L113 180V179H110V178H113V176L115 177V176H117V180H118V177H120L121 178V171L119 170V168H118V170L116 169ZM124 167V166H123ZM131 167V166H130ZM133 167V166H132ZM131 167V168H132ZM217 168L219 167V166H216ZM229 167V166H228ZM88 168V167H87ZM96 168V167H95ZM126 168H127V166H126ZM129 168V167H128ZM130 168V169H131ZM139 168H141V167H139ZM183 168V169H182ZM222 168V167H221ZM234 168V167H233ZM85 169V168H84ZM97 169V168H96ZM112 169H113V167H112ZM166 169V168H165ZM170 169V168H169ZM196 169V168H195ZM209 169V168H208ZM88 170H89V168H88ZM88 170H87V172L86 173H89L88 172ZM128 171L127 172H129L130 170L129 169H127ZM132 170V169H131ZM152 170V169H151ZM167 170L168 169H166V171H165V173H164V171H163V175L164 174H166V172H167ZM172 170V169H171ZM179 170V169H178ZM186 170V169H185ZM200 170V169H199ZM203 170V169H202ZM211 169H209V171H210ZM217 170V169H216ZM216 170L214 169V175L216 174H218V171H217V173H215L216 172ZM229 170V169H228ZM232 170V169H231ZM231 170H229V171H231ZM90 171H91V169H90ZM93 171H95V169L93 170ZM92 171V172H93ZM102 172L101 173H103V170H101ZM105 171V170H104ZM118 171V172H117ZM120 171V172H119ZM155 171V170H154ZM157 171V170H156ZM170 171V170H169ZM168 171V172H169ZM172 171H175V169L174 170H172ZM177 171V170H176ZM209 171L207 172V173H209ZM221 171H223V169L221 170ZM226 171V170H225ZM228 171V172H229ZM243 171V170H242ZM246 171H248V170H246ZM67 172V173H66ZM111 172H113L112 170H111ZM145 172V171H144ZM158 172V171H157ZM194 172V171H193ZM203 172V171H202ZM205 172V171H204ZM211 172H213V171H211ZM210 172V173H211ZM235 172H237V171H235ZM239 172V171H238ZM245 172V171H244ZM251 172V171H250ZM250 172H249V174H250ZM261 172V171H260ZM67 175H66V174ZM91 173V172H90ZM95 173V172H94ZM99 173V172H98ZM105 173V172H104ZM132 173V172H131ZM154 173V172H153ZM183 173V172H182ZM190 173V175H192L193 176V174H196V173H193V174H191V172H189ZM188 173V174H189ZM198 173V172H197ZM201 173V172H200ZM206 173V172H205ZM209 173V174H210ZM223 173H225V172H223ZM222 173V174H223ZM246 173V172H245ZM93 174V173H92ZM115 174V175H114ZM117 174V175H116ZM168 174H171V173H168ZM175 174V173H174ZM184 174V173H183ZM209 174H205L206 175V177H208V176H212V175H209ZM213 174V173H212ZM220 174V173H219ZM218 174V175H219ZM233 173H231V175H232ZM235 174V173H234ZM243 174V173H242ZM93 175H95V174H93ZM101 176L103 175V174H100ZM100 175H98V177H100ZM123 175V174H122ZM172 175V174H171ZM175 175H177V174H175ZM179 176H180V174H178ZM177 175V176H178ZM197 175V174H196ZM215 175V176H216ZM217 175V176H218ZM245 174H243L242 176H244ZM246 175H248V174H246ZM86 176H88V175H86ZM85 176V177H86ZM90 176V175H89ZM96 176V178H97V175H95ZM94 176V177H95ZM125 176H127V175H125ZM129 176V175H128ZM142 176V175H141ZM168 176V175H167ZM174 176V175H173ZM176 176V177H177ZM183 176H185V175H183ZM199 175H197V177L196 178H199L198 177ZM228 176V175H227ZM241 176V175H240ZM249 176V175H248ZM248 176H245L244 178L245 179H247L248 178ZM55 177V179L57 178V181L54 179H52L51 180V178H54ZM136 178V175L135 176H133L132 177V179L133 178ZM205 177V178H206ZM210 177H208V178H210ZM214 177V176H213ZM247 177V178H246ZM251 177V176H250ZM92 178V177H91ZM107 177L105 176V179H106ZM131 177L129 176V180H131L130 179ZM152 178V177H151ZM174 178V177H173ZM172 178V179H173ZM181 178V177H180ZM179 178V179H180ZM183 178V177H182ZM192 178H194V177H192ZM191 178V176L188 178V179H192ZM208 178H206V179H208ZM212 178V177H211ZM219 178V177H218ZM224 178V177H223ZM227 178V177H226ZM226 178H224V180L226 179ZM236 178V177H235ZM240 178H242V177H240ZM41 179H44L45 180V182L43 181V180H41ZM46 179H48V182L49 181H51V182H49L48 184L50 185V183H51V187L49 186V185H47V181H46ZM85 179V178H84ZM83 179V180H84ZM87 179H88V177H86V179L84 180V181H87ZM98 179V178H97ZM96 179V180H97ZM124 179V178H123ZM126 179V178H125ZM154 179V178H153ZM176 179V178H175ZM203 179V178H202ZM206 179H203V182H204V180H206ZM214 179V178H213ZM228 179V178H227ZM250 179V178H249ZM42 181V182H36V181ZM101 180V179H100ZM116 180V181H117ZM150 180V179H149ZM155 180V179H154ZM163 180V179H162ZM211 180V179H210ZM223 180V181H224ZM232 180V179H231ZM241 180H243V179H241ZM33 181H35L34 183H33ZM55 181H56V183H55ZM88 181H90L89 179H88ZM87 181V182H88ZM94 181H95V179H94ZM93 181V182H94ZM126 181V180H125ZM157 181V180H156ZM169 181V180H168ZM175 181V180H174ZM199 181H200V179H199ZM202 181V180H201ZM208 181H209V179H208ZM221 181V180H220ZM233 181V180H232ZM240 180L238 179V182H239ZM248 181H250V180H248ZM247 181V182H248ZM43 182L44 183H46V185H43ZM91 182V181H90ZM98 182V181H97ZM103 182V181H102ZM115 182V179H114V181H113V183ZM118 182V181H117ZM117 182L115 183L116 185H117ZM135 182V181H134ZM158 182V181H157ZM170 182H171V178H170ZM177 182L178 181H176V184H177ZM185 182V181H184ZM207 182V181H206ZM205 182V183H206ZM211 182V181H210ZM217 182H219V181H217ZM225 182V181H224ZM224 182H223V184H224ZM246 181L244 180V182L242 181V183L244 184ZM246 182V183H247ZM2 183H5L6 185H3ZM10 183V184H9ZM32 183V184H31ZM35 183H37V184H42L41 186H37V184H35ZM56 184V185H54L55 187L58 185V183H59V186H58V188H60V189H58L57 187L55 188V191L57 192L58 191V196L57 195H55L56 196V198H55V196L54 195H52L51 194V197L52 196H54L53 198L54 199H56L55 201L54 200H46L45 198V203H44V201H43V198L41 197L42 195L41 194H43L44 193V195L48 192V193H50L48 190L50 189L52 192H53V190H54V186L52 187V184ZM61 183H64V184H61ZM99 183V182H98ZM97 183V184H98ZM100 183H101V181H100ZM109 183V182H108ZM113 183L112 184H109V185H113ZM130 184L132 183V181L131 182H129ZM137 183V182H136ZM152 183V182H151ZM162 183H164L163 181L160 183L161 185H162ZM172 183V182H171ZM171 183H169L170 185H171ZM180 183V182H179ZM179 183H178V185H179ZM192 183V182H191ZM195 183V182H194ZM193 183V184H194ZM197 183H198V181H197ZM196 183V184H197ZM200 183V182H199ZM225 183H227V182H225ZM232 183H234V182H232ZM2 184V185H1ZM60 184L61 185H63V186H61L60 187ZM72 184V185H71ZM81 184V183H80ZM88 185H90L89 184V182L87 183ZM95 184H96V181H95ZM106 184V183H105ZM153 184V183H152ZM165 184V183H164ZM163 184V185H164ZM188 184H190V183H188ZM192 184V185H193ZM208 184V183H207ZM206 184V185H207ZM220 184L221 185H223L221 182H220ZM228 184H230L229 183V181H228ZM249 184V183H248ZM35 185H36V187H35ZM69 185H71V186H73V187H71V186H69ZM103 185V184H102ZM120 185V184H119ZM118 185V187H120L121 188V186H119ZM125 185V184H124ZM168 185V184H167ZM169 185V186H170ZM173 185V184H172ZM184 185V184H183ZM199 185V184H198ZM206 185L203 183V186H205L206 187ZM226 185V184H225ZM224 185V186H225ZM235 185V184H234ZM233 185V186H234ZM238 185V184H237ZM246 185V184H245ZM7 186V187H8ZM12 186V187H11ZM14 186V187H13ZM30 186V187H29ZM32 186H34L35 188H37V190H38V188L41 190V191H39L38 190V193L34 190L35 188H32ZM47 186H49V187H47ZM96 186V185H95ZM131 186V185H130ZM145 186V185H144ZM174 186V185H173ZM184 186H186V184L184 185ZM183 186V188H188V187H184ZM190 186V185H189ZM207 186H209V185H207ZM228 186V185H227ZM226 186V187H227ZM230 186V185H229ZM228 186V187H229ZM239 186H242L241 184L240 185H238V187ZM15 187H16V189H15ZM24 188V191H26L27 190V192H28V194L30 195H28L26 192L24 193V192H22V194H20V195H17V194H19L20 193V191H23V188ZM26 187V188H25ZM27 187H29V189H27ZM42 187V188H41ZM45 187L48 189V190H46L45 191ZM70 188L69 189V193L68 192H63L64 190H66V189H64V188ZM101 187V186H100ZM109 187V186H108ZM111 188H112V186H110ZM109 187V188H110ZM159 187V186H158ZM182 187V186H181ZM199 187V186H198ZM230 187H232V186H230ZM229 187V188H230ZM237 187V188H238ZM4 188H0L2 191H0V192H2V195L4 194ZM22 188V189H21ZM30 188H32V189H30ZM116 187H114L113 186V189H115ZM123 188V187H122ZM125 188V187H124ZM149 188V187H148ZM152 188H154V187H152ZM152 188H150L151 189V191H152ZM169 188V187H168ZM167 188V189H168ZM171 188H172V186H171ZM176 188V187H175ZM177 188H179V187H177ZM191 188H193V187H191ZM200 188V187H199ZM195 189V190H197V191H194V192H192V190H191V192L190 191H188V189L187 190H185V189H183L184 191H183V193H181V195L179 196L177 193V195L175 194V193H173V190H167L168 191V194H169V197L168 198H165V197H163V195H161V197H159V199H158V194H157V196H155V197H157V200L155 199V198H153V199H155L156 201H154L153 199H152V203H151V205L153 206V209L156 211L157 210V212L159 213V214H161V216H163L164 218L163 219H161L162 217L159 215V214H155L154 216L158 219V217H159V219L160 220H163L162 221V223L164 222L165 223V221H166V224L168 225H170L171 223H172V226L173 225H175V228H173V229H177L179 232H180V235H181V233L183 232L182 230H184V231H189L190 232V229H191V225L192 224H194V223H192L191 225H189V224H187V223H189L190 221L192 222V221H196V220H193L192 218H190L189 217V219H191V220H189V222L187 221L186 222V219L188 218L187 216L188 215H191V216H193V214H196V215H198L197 216V220H198V222L199 221H201V222H203V220L204 221H206V218L208 217V214L209 213H207V208L209 207V206H207V205H210L211 204V206L213 207H219V204H221V202L220 201H222V199L220 198V195H219V193H220V191H219V193L218 194H212V193H210L211 195H205V193H203V192H201V190L200 189ZM211 188H213V186H211ZM211 188H208L209 190L211 189ZM241 188V187H240ZM61 189H63L62 190V192L63 193H67V195H64V198H65V200H69V201H66L67 203L69 202H71L69 205L68 204H66V202H65V205H63L62 206V204H64V202L63 201H61L60 199L59 200H57L58 198L57 197H59L60 195H63L62 194V192H61ZM76 189V188H75ZM105 189V188H104ZM207 189V190H208ZM214 189H215V187H214ZM225 189V188H224ZM17 190V191H16ZM29 190V191H28ZM30 190L32 191V192H30ZM43 190V191H42ZM70 190H71V194H70ZM77 190H78V187H77ZM76 190V192H78ZM98 190H99V186H98ZM103 190V189H102ZM108 190V189H107ZM175 190V189H174ZM180 190V189H179ZM182 190V189H181ZM181 190H180V192H181ZM212 190V189H211ZM210 190V191H211ZM226 190V189H225ZM55 191H54V194H56L55 193ZM59 191H60V195H59ZM67 191V190H66ZM81 191V190H80ZM84 191V193H85V190H84V188L82 189V192ZM105 191H106V189H105ZM125 191V190H124ZM205 191V190H204ZM228 191V190H227ZM226 191V192H227ZM230 191V190H229ZM234 191H235V189H234ZM239 191V190H238ZM15 192V193H14ZM17 192V193H16ZM37 194H36V193ZM41 192V193H40ZM43 192V193H42ZM46 192V193H45ZM82 192L80 193V194H82ZM96 192V191H95ZM114 192V191H113ZM150 192V191H149ZM174 192H176V190L174 191ZM178 192V191H177ZM215 192V191H214ZM231 192V191H230ZM33 193H35L34 195H36V201H35V198L33 199V197H35V196H33V197H31L32 196V194ZM47 193V194H48ZM73 193L74 194H76L74 191H73ZM105 192H103V194H104ZM106 193H108V192H106ZM111 193V192H110ZM117 193V192H116ZM147 193H148V191H147ZM146 193V194H147ZM152 193H153V191H152ZM156 192H154L153 194H155ZM224 193V191H222V193L221 194H223ZM235 193V192H234ZM234 193H232V194H234ZM241 193V192H240ZM242 193H243V191H242ZM70 194V195H69ZM79 194V193H78ZM122 194H124V193H122ZM146 194H145V196L144 197H146ZM160 194H161V192H160ZM167 194V195H168ZM209 194V193H208ZM10 195V196H11ZM43 195V197H45ZM50 195V194H49ZM109 195H111V194H109ZM108 195V196H109ZM115 195H117V194H115ZM150 195H152L151 193H150ZM150 195H148L147 196V198L150 196ZM164 195H166V194H164ZM198 195H199V197L200 198H198ZM236 195V194H235ZM13 196H11V197H13ZM24 196H26V197H24ZM37 196L40 198L41 197V199L39 200L38 198H37ZM66 196V197H65ZM83 196V195H82ZM92 196V195H91ZM96 196V195H95ZM100 196V195H99ZM99 196H98V198H99ZM107 196V197H108ZM227 196V195H226ZM264 196V195H263ZM262 196V197H263ZM1 197H3V196H1V193H0V198ZM29 197H31L32 199H33V206L34 205H36V208H35V206H34V208L35 209H37V208H39V209H37V210H39L40 212H41V215H40V217H37V216H35L33 213H32V211L30 210V201L29 200H32V199H29ZM77 197V196H76ZM114 197V196H113ZM113 197H112V199H113ZM233 197V196H232ZM240 197V196H239ZM102 198V197H101ZM104 198H106L105 196H104ZM109 198V197H108ZM122 198V197H121ZM150 198V197H149ZM170 198V199H169ZM221 200H220V199ZM224 198H225V196H224ZM227 198H229V197H227ZM243 198V197H242ZM83 201H81V200ZM89 199H90V197H89ZM88 199V200H89ZM97 199V198H96ZM111 199V202L113 201ZM210 199H212L211 201L212 202H210L209 200ZM252 199V198H251ZM262 199V198H261ZM9 201V202H7V201ZM92 200V199H91ZM95 200V199H94ZM133 200V199H132ZM206 200V201H205ZM217 200H220L219 202L220 203H216L217 202ZM229 200H231V199H229ZM257 200V199H256ZM6 201V202H5ZM37 201H42V206H45L44 208L43 207H41V205L39 206V205H37L38 203H37ZM80 201H81V203H80ZM118 201V200H117ZM117 201L116 200H114L113 201V205L111 206V202L110 201H108L107 200V203H111V204H109L111 207H113L116 203H117ZM134 201V200H133ZM154 201V202H153ZM207 202V201H209L208 203H205V202ZM239 201V200H238ZM259 201V200H258ZM32 202V201H31ZM35 202H36V204H35ZM63 202V203H62ZM76 202H78V203H76ZM104 202H106V201H104ZM114 202H116V203H114ZM119 202V201H118ZM123 202V201H122ZM223 202V201H222ZM224 202H226V201H224ZM228 202V201H227ZM233 202V201H232ZM259 202H262V201H259ZM259 202H257V203H259ZM263 202H264V200H263ZM43 203L45 204V205H43ZM133 203V202H132ZM213 203V204H212ZM230 203V202H229ZM246 203H247V201H246ZM254 203V202H253ZM256 203V202H255ZM254 203V204H255ZM256 203V204H257ZM88 204V203H87ZM86 204V205H87ZM138 204H140L139 202H138ZM141 204H142V202H141ZM223 204V203H222ZM226 204V203H225ZM232 204V203H231ZM230 204V205H231ZM255 204V205H256ZM260 204V203H259ZM101 205V204H100ZM104 205H106V203L104 204ZM109 205H108V207H109ZM119 204L117 203V206H118ZM126 205V204H125ZM229 205V204H228ZM229 205V206H230ZM236 205V204H235ZM234 205V206H235ZM246 206H248V204H245ZM39 206V207H38ZM59 206H61V207H59ZM79 206V207H80ZM101 206H103V205H101ZM100 206V207H101ZM107 206V205H106ZM116 206V205H115ZM114 206V207H115ZM119 206H121V205H119ZM118 206V207H119ZM127 206V205H126ZM132 206V205H131ZM139 206V205H138ZM137 205L135 206V207H137V209H135V208H133L132 210H134L133 211V213H132V215L133 216H135V218L134 219H139V217H145L144 215H146V216H148V217H146V218H151V217H153L154 218V216H150V215H152L149 211H147L142 205H141V208L143 209V211H140V210H142L140 207H138ZM222 207L223 206H225V205H221ZM220 206V207H221ZM233 206V207H234ZM239 206V205H238ZM56 207V208H55ZM87 207V206H86ZM133 207V206H132ZM199 209H198V208ZM219 207V208H220ZM226 207V206H225ZM249 207H251V206H249ZM253 207V206H252ZM53 208H54V210L55 209H57L58 208V210L55 212V211H53ZM59 208H61V209H59ZM67 208H65V209H67ZM85 208V207H84ZM89 208V207H88ZM138 208H140V210L138 209ZM196 208L198 209V210H196ZM219 208H217V210L219 209ZM230 208H231V206H230ZM259 208V207H258ZM258 208H256V209H258ZM51 209V210H50ZM90 209V208H89ZM109 209H111V208H109ZM113 209V208H112ZM128 209H129V207H128ZM144 209L146 210V211H144ZM204 209H206V210H204ZM209 209H212L211 207L209 208ZM214 209H216V208H214ZM221 209H224V208H221ZM236 209V208H235ZM239 209V208H238ZM87 210V209H86ZM91 210V209H90ZM114 210V209H113ZM115 210H116V208H115ZM117 210H119L120 211V207L119 208H117ZM121 210H124V209H121ZM131 210V211H132ZM137 210V211H136ZM217 210L215 211V212H217ZM226 210V209H225ZM229 210V209H228ZM259 210V209H258ZM104 211V210H103ZM196 213H195V212ZM211 211V210H210ZM209 211V212H210ZM213 211V212H214ZM60 212V211H59ZM71 212H73V211H71ZM108 212V211H107ZM110 212H111V210H110ZM117 212V211H116ZM120 212H124V211H120ZM119 212V213H120ZM149 213L148 215L147 214H144V213ZM214 212V213H215ZM220 212V211H219ZM224 212V211H223ZM233 212H235L234 210H233ZM264 212V211H263ZM31 213V214H30ZM104 213V212H103ZM118 212L116 213V215L118 216V214H119ZM127 211H125L124 212V214H120L119 215V221H118V223L120 224V222L123 224V220L125 221L126 219H124L123 218V216L124 217H130V218H127V220L129 219H131L132 220V218H131V213H130V216H129V212L127 213ZM141 213H143V214H141ZM212 213V212H211ZM224 213H226V212H224ZM223 213V214H224ZM232 213V212H231ZM239 213H240V211H239ZM243 213V212H242ZM249 213H254V212H249ZM48 214H51L50 216L48 215ZM58 214H60L61 215V217L58 215ZM102 214V213H101ZM113 214H115L114 212L112 213V216H113ZM174 214H177L176 216H174ZM219 214V213H218ZM217 213H216V218H218V215ZM228 214H229V212H228ZM262 214V213H261ZM55 215V216H54ZM104 215H105V213H104ZM110 215H111V213H110ZM123 215V216H122ZM210 215V214H209ZM221 217H222V215L221 214H219ZM227 215V214H226ZM229 215H232V214H229ZM239 215V214H238ZM252 215H254V214H252ZM32 216V217H31ZM35 216V217H34ZM53 216L55 217V218H53ZM65 216V215H64ZM63 216V217H64ZM69 216V217H68ZM71 215H67L66 216V218L68 217L69 219L68 220H70V218L72 219V221L74 222V218H73V216H71ZM75 216V215H74ZM89 216V215H88ZM90 216H91V214H90ZM101 216V215H100ZM111 216V217H112ZM121 216H122V218H121ZM132 216V217H133ZM219 216V217H220ZM242 216V215H241ZM248 216V215H247ZM161 217V218H160ZM198 217H199V219H198ZM206 217V218H205ZM210 217H212L213 218V216H211L210 215ZM232 217H234V216H232ZM231 217V218H232ZM236 217V216H235ZM60 218V219H59ZM66 218H64V219H66ZM99 218V217H98ZM105 218H106V220H108V218L105 216ZM104 218V219H105ZM116 218H118V217H116ZM120 218L122 219V221L120 220ZM215 218V219H216ZM226 218V217H225ZM227 218H228V216H227ZM251 218V217H250ZM81 219V218H80ZM101 219V218H100ZM99 219V220H100ZM137 219V220H138ZM149 219H142L143 221H141V223L140 224H138L137 225V227H139V228H137L136 227V222L135 223H133L134 225H135V227L133 228L135 231L133 232V230L132 231H130L129 229H128V225L126 226V228H127V230L128 231H130V232H133L134 233V239H132L133 238V236L132 235H128V237H130V239H128V240H126V242L127 241H129V243H127V245H128V247L130 246L131 247V249H132V247H134L135 249H133V250H130V248H125V246H127V245H124V248H125V250L127 249V253L126 252H124L123 250H120V252L118 253H116V258L120 261V263L121 264H136V262L137 261H139V260H148L149 261V263L150 264H176V259H179L180 260V258H181V254H179L178 252L180 251V249L178 250V252H177V250H175L176 248L175 247H173V246H175V243L176 242H178L179 243V241L177 240H175L176 238H174L175 236L174 235H172V233L170 232V230H169V232L171 233V236H174L173 238L174 239H171V238H169V235L168 236H166V234H165V230L164 231H162V229L160 228V230H161V233H162V235H158V227H156L155 229H157V232H154L153 233V231H155V229H153L152 227H153V225H154V223H152V225H150L151 223L149 222ZM156 219V220H157ZM194 219H196V217H194ZM214 219V218H213ZM234 219V218H233ZM233 219H232V223H233ZM61 220V222H59ZM67 220V219H66ZM65 220V221H66ZM113 220V219H112ZM126 220V221H127ZM141 220V219H140ZM156 220L154 219V222H156ZM208 220V219H207ZM216 220H218V219H216ZM244 220V219H243ZM64 221V222H65ZM145 221H147L149 224H146L147 222H145ZM157 221H159V220H157ZM215 220H213V222H214ZM220 221V224H221V222L223 221H221V219L219 220ZM219 221H217V222H219ZM241 221V220H240ZM70 222H71V220H70ZM84 222V221H83ZM138 222V221H137ZM140 222V221H139ZM190 222V223H191ZM208 222H210L209 220L207 221V225L206 226H208ZM229 222V221H228ZM237 222V221H236ZM94 223H100V222H97V221H92L91 222V224H90V221H89V226H92ZM158 223V222H157ZM156 223V224H157ZM163 223V224H164ZM224 223V222H223ZM241 223V222H240ZM64 224V223H63ZM80 224V223H79ZM81 224H82V222H81ZM113 224V223H112ZM115 224V223H114ZM125 224V223H124ZM132 224V223H131ZM146 224V225H145ZM161 224V222L159 223V225L158 226H161L160 225ZM179 225V227L180 228H182L181 230H180V228L178 227V225ZM199 224H200V222H199ZM203 224V223H202ZM210 224H212V223H210ZM214 224V223H213ZM218 224V223H217ZM227 224V223H226ZM235 224V223H234ZM62 225V224H61ZM86 225V224H85ZM105 225V224H104ZM118 225V224H117ZM145 225V226H144ZM148 225V226H147ZM149 225H150V227L151 228H145V227H149ZM195 225H197V224H195ZM225 225V224H224ZM67 226H70V225H68L67 224ZM81 226V225H80ZM106 226H107V223H106ZM114 226V228H115V225H113ZM156 226V225H155ZM187 226H189V228H187ZM199 226V225H198ZM197 226V227H198ZM210 226V225H209ZM214 226L216 227V224H214ZM218 226V225H217ZM229 226V225H228ZM232 226V225H231ZM237 226V225H236ZM235 226V227H236ZM239 226V225H238ZM59 227H61V226H59ZM59 227H57V230H59ZM63 227V226H62ZM61 227V228H62ZM65 227H66V224H65ZM64 227V228H65ZM83 227H84V225H83ZM96 228V230H99L100 229V227H101V225L100 224H97V226H95ZM102 227H105V226H103L102 225ZM119 227H121V226H119ZM119 227H116L117 229L115 230L114 228H113V230H115L116 232H119V230L121 229V228H119ZM174 227V226H173ZM194 227V226H193ZM196 227V226H195ZM202 227V226H201ZM211 227V226H210ZM221 227V226H220ZM224 228H226L225 226H223ZM13 228V229H12ZM54 228H56V227H54ZM53 228V229H54ZM67 228V227H66ZM74 228V227H73ZM77 228V227H76ZM126 228L124 229V230H126ZM179 228V229H178ZM219 228V227H218ZM228 228V227H227ZM238 228V227H237ZM236 228V229H237ZM46 229H50V231L49 230H46ZM63 229V228H62ZM61 229V230H62ZM75 229V228H74ZM79 229V228H78ZM108 229V228H107ZM106 228H103V230L102 229H100V230H102L101 231V233H98L97 234V232H96V236H95V233H94V235H93V233H92V238H91V241H92V239H94V238H96L95 239V241L97 242V239H99L100 241H102L101 239L103 238V236H104V233L106 232V231H104V230H107ZM151 229V230H150ZM169 229V228H168ZM170 229L172 230V228H171V226H170ZM195 229V228H194ZM203 229V228H202ZM201 228H200V230H202ZM206 229V228H205ZM208 230L210 229V228H207ZM214 229V228H213ZM216 229H217V227H216ZM219 229H223L222 227L221 228H219ZM229 229V228H228ZM240 229H241V227H240ZM43 230H46L48 233H49V235H46L47 234V232H46V234L44 233L45 231H43ZM55 230V229H54ZM70 230H71V226H70ZM73 230V229H72ZM100 230H99V232H100ZM109 231L111 230V228H109L108 229ZM118 230V231H117ZM153 230V231H152ZM175 230H172V232L173 231H175ZM176 230V231H177ZM197 230V229H196ZM234 230V229H233ZM2 231V232H1ZM64 231H66V229L64 230ZM64 231H62V232H64ZM89 231V230H88ZM104 231V232H103ZM121 231H122V229H121ZM127 231V232H128ZM191 231L193 232V230L191 229ZM198 231H199V229H198ZM213 231V230H212ZM241 231V230H240ZM59 232V231H58ZM61 232V231H60ZM86 232V231H85ZM108 232V231H107ZM126 232V231H125ZM135 232H136V234H135ZM208 232V231H207ZM224 232V231H223ZM38 233V235H34V234H37ZM44 233V237H43V235L41 236V234H43ZM70 232H66V234L68 235ZM132 233V234H133ZM157 233V234H156ZM160 233V234H161ZM211 233V232H210ZM260 233V232H259ZM6 234V235H5ZM7 234H9L8 235V237H7ZM52 234V235H51ZM63 234V233H62ZM65 234V233H64ZM66 234L65 235H63V236H61V237H59V239H61L60 241L61 242H63V243H65V241H62L63 239H62V237H64V240H69L70 238H66L65 239V237H66ZM71 234H73V233H71ZM89 234V233H88ZM91 234V233H90ZM119 234H122L121 232L119 233ZM118 234V235H119ZM206 234V233H205ZM40 235V236H39ZM46 235V236H45ZM61 235V234H60ZM70 235V234H69ZM84 235V234H83ZM102 235V236H101ZM105 235H107L108 236V234H106L105 233ZM118 235H117V237H118ZM189 235V234H188ZM258 235H260V234H258ZM4 236V237H3ZM20 236V238H18ZM24 236V237H23ZM26 236V237H25ZM28 236H29V238H28ZM75 236H76V233H75ZM98 236H100V237H102L101 239L98 237ZM132 236V237H131ZM191 236V235H190ZM220 236V235H219ZM264 236V235H263ZM73 237L74 236H72V239H73ZM80 237V236H79ZM78 237V238H79ZM84 237H86L85 235L82 237V239L84 238ZM104 237H106V236H104ZM116 237V236H115ZM124 237V241H125V236H123ZM165 237H168V239H171L169 242H167V240L168 239H166V240H164L165 239ZM178 237V236H177ZM181 237V236H180ZM187 237V236H186ZM216 237H218V236H216ZM254 237V236H253ZM4 238H5V240L6 239H9L8 241H6L7 242V245H6V243H5V240H4ZM21 238H22V240H21ZM27 239V240H29V241H24L25 239ZM32 238V237H31ZM81 238V237H80ZM112 238V237H111ZM111 238H108V240L109 239H111ZM114 238V237H113ZM112 238V239H113ZM121 238V237H120ZM182 238V237H181ZM192 238V237H191ZM190 238V239H191ZM195 238H197V236L195 237ZM202 238V237H201ZM207 238V237H206ZM205 238V239H206ZM233 238V237H232ZM249 238H251L250 236H249ZM17 239H19V240H17ZM59 239H57V242L59 243ZM111 239V240H112ZM122 239V238H121ZM178 239H179V237H178ZM183 239V238H182ZM187 239V238H186ZM194 239V238H193ZM204 239V238H203ZM259 239V238H258ZM47 240V239H46ZM46 240H44L45 241V244H42L43 245V247L42 246H40V245H33V246H38V248L37 249H34V247H32L34 250H39L38 252L39 253H37L39 256H40V254L42 253L41 252V250L44 252V254H47L48 252H49V255L51 254V256H53L54 254H56V253H59L61 250H58V251H56L57 250V248L58 247H56V246H54V245H52L56 240L55 239H53L54 240V242H50L51 243V245L53 246V250H54V252H52V251H50V248H51V250H52V246L50 245V243H49V245L46 243L47 241ZM75 240H77V238L75 239ZM81 239H78L77 241H80ZM84 241H85V239H83ZM106 239H103V241H105ZM110 240V241H111ZM115 240H118V239H115L114 238V241ZM174 240H175V242H174ZM197 240V239H196ZM209 240H212V239H209ZM248 240V239H247ZM48 241H50V240H48ZM84 241H82L81 240V242H79V243H85L86 241L88 242V240L86 239V241L84 242ZM97 242V246L101 243V242ZM107 241V240H106ZM113 240H112V242H114ZM122 242H123V240H121ZM133 243H132V242ZM173 241V242H172ZM186 241V240H185ZM220 241V240H219ZM245 241V240H244ZM250 241V240H249ZM255 241V240H254ZM254 241H252V242H254ZM263 241V240H262ZM9 242V243H8ZM20 242H22V243H20ZM25 242V243H24ZM33 242V241H32ZM32 242H30V243H32ZM59 243L60 245L62 244V243ZM108 242V241H107ZM119 242H120V240H119ZM121 242V243H122ZM126 242H125V244H126ZM217 242V241H216ZM247 242V241H246ZM258 242V241H257ZM12 243V244H13ZM76 244H77V242H75ZM99 243V244H98ZM111 243V242H110ZM109 243V244H110ZM118 243V242H117ZM132 243V244H131ZM171 243H174V245L172 246V244ZM188 243H190V242H188ZM193 243V242H192ZM194 243L196 244V241L194 240ZM193 243V244H194ZM208 243V242H207ZM17 246H19L17 243H15ZM56 244V243H55ZM130 244V245H129ZM181 244V243H180ZM182 244H184V242L182 243ZM186 244V243H185ZM213 244V243H212ZM218 244V243H217ZM261 244V243H260ZM3 246V248H6V250L5 249H2V246ZM46 245V246H45ZM56 245H58V244H56ZM63 245V244H62ZM65 245H67V244H65ZM69 245V244H68ZM67 245V246H68ZM87 245V244H86ZM115 245V242H114V244H112L111 243V246L113 247ZM176 245H177V243H176ZM189 245H191V243L189 244ZM197 245V244H196ZM195 245V246H196ZM200 245V244H199ZM207 245V244H206ZM209 245V244H208ZM214 245V244H213ZM219 245V244H218ZM250 245H252V243L250 244ZM250 245H248V246H250ZM16 246V247H17ZM29 246V245H28ZM32 246V245H31ZM59 246V245H58ZM73 246V245H72ZM71 246V247H72ZM75 246H77V245H75ZM93 246V245H92ZM96 246V248L95 249H97L98 247ZM106 246V245H105ZM179 246V245H178ZM188 246V245H187ZM194 246V247H195ZM205 246V245H204ZM258 246V245H257ZM20 247V246H19ZM18 247V248H19ZM35 247V248H36ZM40 247H42V248H40ZM45 247L48 249V250H46L45 249ZM54 247H56V248H54ZM64 247V246H63ZM70 247V246H69ZM99 247H100V245H99ZM197 247V246H196ZM203 247V246H202ZM212 248H214V250H215V247H213V246H211ZM262 247V246H261ZM264 247V246H263ZM17 248V250H19L18 252H20L19 254L21 255H23L24 256V258L26 257V256H28V257H30L32 260H33V257L34 256H38L37 254L35 255L34 253V251H33V255L34 256H32V250L30 251V252H28L27 250L25 251V250H23L22 248L21 249H18ZM60 248V247H59ZM61 248H62V246H61ZM60 248V249H61ZM66 248V247H65ZM79 248V247H78ZM85 248H87V247H85ZM103 248V247H102ZM182 248V247H181ZM184 248V247H183ZM187 248V247H186ZM186 248H184L185 250H186ZM193 248V247H192ZM205 248V247H204ZM217 248V247H216ZM257 248H259V247H257ZM256 248V249H257ZM1 249H2V251H1ZM12 249H13V247H12ZM30 249H31V247H30ZM41 249V250H40ZM80 249V248H79ZM78 249V250H79ZM92 249V248H91ZM112 249V248H111ZM191 249V248H190ZM195 249H197V248H195ZM200 249V248H199ZM209 249H210V247H209ZM208 249V250H209ZM254 249V248H253ZM260 249V248H259ZM262 249V248H261ZM3 250H5V251H3ZM14 250V249H13ZM23 250V251H22ZM66 250V249H65ZM69 249H67L66 251H68ZM72 251L74 250L75 251V249H73V247H72V249H71ZM71 250H69V255L72 253V251ZM83 252H82V250H81V252L80 251H78V252H80V253H84L85 252V249L83 248ZM90 250V249H89ZM87 251V252H89V253H93V249H92V251L90 252V251ZM107 250V249H106ZM110 250V249H109ZM188 250V249H187ZM193 250H194V248H193ZM212 250V249H211ZM21 251L24 253H21ZM56 251V252H55ZM71 251V252H70ZM73 251V254H75L76 255V252H74ZM95 251V250H94ZM111 251V250H110ZM202 251V250H201ZM200 251V252H201ZM213 251V250H212ZM215 251H217V250H215ZM261 251V250H260ZM259 251V252H260ZM263 252H264V250H262ZM13 252V253H12ZM11 253H9L8 255H6V257L7 256H9V259H11V260H9V259H0V264H4V263H6L7 262V264L9 263V264H14L15 262H14V260H15V258L17 259V257L14 255V251H12ZM46 252V253H45ZM51 252V253H50ZM96 252H98V251H96ZM100 252V251H99ZM105 251H103V253H104ZM112 252V251H111ZM129 252V253H128ZM176 252H177V254H176ZM181 252H183V251H181ZM187 252V251H186ZM196 252V251H195ZM198 252V251H197ZM197 252L195 253L196 255H197ZM203 252H204V250H203ZM247 252V251H246ZM27 253L29 254V255H27ZM54 253V254H53ZM61 254H62V251L60 252ZM102 253V252H101ZM100 253V254H101ZM114 253H115V251H114ZM205 253L207 254V252L205 251ZM262 253V252H261ZM26 254V255H25ZM30 254H31V256H30ZM61 254H57L58 256L60 255V256H62ZM72 254V255H73ZM85 254V253H84ZM94 254V255H93ZM93 254H90V255H92V257L93 258H95V254H97V253H93ZM108 254V253H107ZM107 254H106V256H107ZM111 254V253H110ZM186 254V253H185ZM184 254V252H183V256L185 255ZM189 254H190V252H189ZM194 254V255H195ZM198 254H199V252H198ZM200 254H202V252L200 253ZM208 254H209V252H208ZM257 254V253H256ZM259 254V253H258ZM264 254V253H263ZM22 255H21V257H22ZM77 255H78V253H77ZM88 255V254H87ZM191 256L193 255L192 253L190 254ZM194 255L192 256V257H194ZM195 255V256H196ZM212 254H210V256H211ZM34 257V258H39V260L40 261H42V260H44V261H42V263L44 264H48V262L50 263V264H52L50 261H45L46 259H43V253H42V255H41V257H42V259H41V257ZM47 256V255H46ZM66 256L68 257V254H66ZM89 256V255H88ZM98 256H99V254H98ZM106 256H102V257H100V259H103L104 260V258L106 259V260H110V258L108 259V258H106ZM115 256L113 257V258H115ZM182 256V257H183ZM203 256H205V255H203ZM202 256V257H203ZM208 256V255H207ZM244 257H245V255H243ZM242 256V257H243ZM254 256V255H253ZM258 256H260V255H258ZM261 256H262V254H261ZM13 257V258H12ZM15 257V258H14ZM28 257H26L27 259H26V262H27V260H29L28 262H29V264L30 263H32V261L30 262V258L28 259ZM76 257V256H75ZM74 257V258H75ZM80 257L82 258V255L81 256H79V259H80ZM84 257H87V256H84ZM185 257V256H184ZM183 257V258H184ZM186 257H188V252H187V255H186ZM190 257V256H189ZM188 257V258H189ZM191 257V258H192ZM206 257V256H205ZM216 257V256H215ZM23 258V257H22ZM23 258V259H24ZM45 258V257H44ZM54 258V257H53ZM57 258V257H56ZM78 258V257H77ZM76 258V259H77ZM91 258V256H89V260H91L92 261V259H90ZM211 258V257H210ZM218 258V257H217ZM216 258V259H217ZM259 258V257H258ZM55 259V258H54ZM58 259V258H57ZM56 259V260H57ZM84 259V258H83ZM82 259V262L84 261ZM97 259V258H96ZM98 259H99V257H98ZM182 259V258H181ZM206 259V258H205ZM214 259V258H213ZM256 259V258H255ZM264 259V258H263ZM4 260H6L5 262H4ZM59 260V259H58ZM58 260H57V262H58ZM62 260V259H61ZM69 261H70V256H69V259H68ZM72 260H75V259H73L72 258ZM72 260H71V262H72ZM86 260V259H85ZM105 260V261H106ZM175 260V261H174ZM184 260V259H183ZM187 260V259H186ZM188 260H190V258L188 259ZM198 260H199V256H198ZM218 260V259H217ZM248 260H250V259H248ZM10 261V262H9ZM11 261H12V263H11ZM16 261V260H15ZM17 261H18V259H17ZM17 261H16V264H18V263H20L19 261H18V263H17ZM24 261H25V259H24ZM35 261V260H34ZM38 261V260H37ZM37 261H35V263H37ZM55 261V260H54ZM53 261V262H54ZM76 262H78V260H75ZM87 261V260H86ZM86 261H84L85 263H87ZM94 262H96L95 260H93ZM110 261H114L113 259H111ZM191 261V260H190ZM196 261V260H195ZM195 261L194 260H192V262L191 263H188L189 261H187V263L188 264H196L195 263ZM201 261V260H200ZM203 261V260H202ZM257 261V260H256ZM260 261V260H259ZM117 262V261H116ZM115 262V263H116ZM185 262V261H184ZM199 262V261H198ZM262 262V261H261ZM22 263V262H21ZM39 263V262H38ZM41 263V264H42ZM59 263V262H58ZM62 262L60 261V264H61ZM96 263H98V262H96ZM105 263H107V264H113L112 262H105ZM118 263V262H117ZM259 263V262H258ZM27 264V263H26ZM63 264V263H62ZM78 264H81L80 262H78ZM88 264V263H87ZM92 264H93V262H92ZM95 264V263H94ZM98 264H100V263H98ZM119 264V263H118ZM178 264V263H177ZM181 264H183V263H181ZM185 264H186V262H185ZM199 264V263H198ZM202 264V263H201ZM208 264V263H207ZM210 264V263H209ZM244 264V263H243ZM262 264V263H261Z\"/></svg>","mask_w":264,"mask_h":264}]
</instances>
